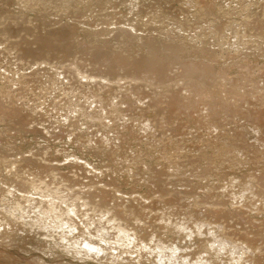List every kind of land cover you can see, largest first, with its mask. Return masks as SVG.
<instances>
[{"label": "rangeland", "instance_id": "1", "mask_svg": "<svg viewBox=\"0 0 264 264\" xmlns=\"http://www.w3.org/2000/svg\"><path fill=\"white\" fill-rule=\"evenodd\" d=\"M36 1V2H35ZM57 1V2H56ZM70 2L68 3V0H4L0 1V139L4 142H0V178L5 180V181H0V214H6L4 213L6 210L2 204H14L15 201H17V194L22 196L23 199V204L26 207V204L32 207H27L29 208V215L28 217L31 219V221L37 222V216L42 217L43 223L41 221L37 222L36 226V231L38 234L43 235L39 236L37 235V238L44 239L46 238L45 235H49L50 237L54 238L55 236H61V235H69L70 237L78 239L77 241L82 242L85 239V234L87 233H93V237L97 240L95 242L97 245L98 243L102 241L101 240L105 237L103 232L101 230H98L97 228H94L96 230H92L90 226H94V223L97 222V220L104 219L106 220L105 214L107 213L108 210L111 212L116 206H118V210L124 209L127 214H129L132 218L128 219L126 215H124V218L128 219L129 222L132 224H139L140 226H143V228L147 229V231H152L157 229L159 231V225L160 228L162 227L161 225L165 226V220H162L163 218H168L172 219L171 224L169 226L173 227L175 224L180 225L184 220H186L185 217L191 218L192 222L190 223H196L199 220V224H201L202 220L203 222H212L216 223V220L214 218H211L212 216L209 214L212 209L216 208H226V210H233L235 206V210L237 208H242L243 207V202L244 199H240L242 197V186L238 183V180H242L241 177L245 176V173L248 174L249 171L251 170L254 172V165L257 162H260L261 167L263 169L260 170L259 173L264 172V130L260 129L263 127V122L264 121H258L264 120V73L261 72L264 70V37L261 38L264 33L261 35L255 34L256 30L260 31L259 29L254 30L256 27L255 24L250 23L253 20L254 17L256 16L257 18H262V21H264V12L262 14L260 13L261 11H264V6H262L264 3L262 0H252L250 1L251 11L250 10V5H249V0H69ZM82 3L80 4V2ZM96 1V3H94ZM115 1V2H114ZM132 1H135L132 5ZM146 1V2H145ZM160 1V2H159ZM202 3H200V2ZM204 1L207 2L204 4ZM210 1V2H209ZM215 1V2H214ZM236 1V2H235ZM247 3H246V2ZM3 2V3H2ZM7 2V3H6ZM38 2H41L40 5ZM47 2V3H46ZM53 2H55L53 4ZM72 2L74 4L72 5ZM102 2V3H100ZM106 2V3H105ZM123 2V3H122ZM126 2V4H125ZM131 2V3H130ZM141 2V4H140ZM166 2V3H165ZM168 2V3H167ZM176 2V3H174ZM178 2V3H177ZM182 5H181V3ZM199 2V3H198ZM209 2V3H208ZM222 2V3H221ZM229 2V3H228ZM234 2V3H233ZM242 2L244 3L242 5ZM254 2L255 3L254 5ZM260 2L262 3L260 5ZM20 3V5H19ZM29 3H33L32 5ZM38 5H37V4ZM57 3L60 4L61 6L58 5ZM93 3V4H92ZM104 3V4H103ZM116 5H115V4ZM125 6H121V4ZM145 5H144V4ZM150 3V4H148ZM174 3V4H173ZM180 3V4H179ZM188 3V5H187ZM226 3V4H225ZM233 3V7H231ZM241 3L240 5H238ZM8 4V5H7ZM22 4V5H21ZM36 4V5H34ZM62 4L65 6L63 7ZM70 4V5H69ZM75 4H77L75 6ZM95 4V5H94ZM98 4V5H97ZM140 4V5H139ZM143 4V5H142ZM148 4V5H147ZM158 4V5H157ZM168 4H170L168 6ZM173 4V5H171ZM194 4V6H193ZM203 4V5H202ZM212 4V5H209ZM214 4L219 10L215 9ZM221 4V5H220ZM11 5V6H10ZM30 5V6H28ZM53 7H52V6ZM89 5V6H88ZM92 5V7H91ZM97 5V6H96ZM111 5V6H110ZM114 5V6H113ZM127 5V6H126ZM152 5L154 6L153 9ZM156 5V6H155ZM161 5V6H160ZM185 5V6H184ZM190 5V6H189ZM205 5V6H204ZM208 5V6H207ZM222 7H220V6ZM223 5V6H222ZM246 5V8H245ZM249 5V6H247ZM258 5L262 7H257ZM3 6V7H2ZM7 6V7H6ZM10 6V7H9ZM22 6V8H21ZM40 6V7H38ZM46 6V7H45ZM69 6V7H68ZM72 6V7H71ZM79 9H78V7ZM105 6V7H104ZM110 6V7H109ZM139 6V7H137ZM143 6V7H142ZM150 6V8H149ZM160 6V7H159ZM172 6V7H171ZM182 6V8H181ZM197 6V8H196ZM200 6V7H199ZM210 6H212V10L215 9V11H210L208 9H211ZM219 6V7H218ZM235 6V7H234ZM240 6V7H239ZM38 7V8H37ZM63 7V8H62ZM77 7V8H74ZM90 7V8H89ZM112 7V8H111ZM115 7V8H114ZM117 7V8H116ZM149 9H148V8ZM162 7L164 10H162ZM166 7V8H165ZM180 7V8H179ZM195 8V10L193 8ZM199 7V8H198ZM204 9H203V8ZM230 7V8H229ZM239 7V9H238ZM241 7L243 9H241ZM258 12L256 13V8ZM21 8V9H20ZM27 8V9H26ZM29 8V9H28ZM32 8V9H31ZM35 8V10H34ZM41 8V9H40ZM43 8V9H42ZM57 8V9H56ZM93 8V10H92ZM95 8V9H94ZM172 8V9H171ZM185 8V9H184ZM189 8V9H187ZM231 10H229V9ZM237 8V10H236ZM247 11H244L245 9ZM249 8V9H248ZM255 8V10H252ZM3 9V11H2ZM7 9H9L7 11ZM15 11H14V10ZM18 9V10H17ZM23 9V11H22ZM26 9V10H25ZM38 9V10H37ZM60 11H59V10ZM62 9H66L63 10ZM72 9L73 12H71ZM78 9V10H76ZM112 9V10H111ZM137 9V10H136ZM141 9V11H138ZM147 9V10H146ZM153 9V10H151ZM157 9V10H156ZM182 9V10H181ZM208 11H207V10ZM220 9H224L223 12ZM56 10V11H55ZM68 10V12H67ZM109 10V11H108ZM146 10V12H145ZM172 10V11H171ZM186 10V11H185ZM189 10V11H187ZM198 10V11H197ZM204 10V11H202ZM227 10V13H225ZM233 10V11H232ZM241 10V11H240ZM260 10V11H259ZM2 11V12H1ZM13 11V12H12ZM27 11V12H26ZM33 11V12H32ZM37 11V12H36ZM55 11V12H54ZM59 11V12H57ZM76 11L78 14H76ZM97 11V12H95ZM121 11V12H120ZM144 11V12H143ZM148 11V12H147ZM156 11V13H155ZM162 14H160V12ZM178 11V12H177ZM180 11V13H179ZM204 13L203 15L201 12ZM207 11V12H205ZM210 11V12H209ZM218 11V13H217ZM235 11V13H234ZM238 11V15H237ZM4 12V13H3ZM8 12V13H7ZM10 12V13H9ZM45 12V13H44ZM50 12V15L48 14ZM54 15H53V13ZM62 17H61V13ZM66 12V15L63 13ZM70 12V16L68 13ZM100 12V13H99ZM213 12V14H211ZM240 12V13H239ZM244 12V13H243ZM254 12V13H252ZM34 13V14H33ZM38 13V14H36ZM43 13V14H42ZM47 13V14H46ZM74 13V14H73ZM84 15H83V14ZM96 13V14H95ZM112 14L110 16V14ZM146 13V14H145ZM150 13V15H149ZM186 13L187 15H183ZM206 13V16H205ZM209 13V14H208ZM220 13V14H219ZM234 13V14H233ZM261 14L262 16L258 15ZM10 14V15H8ZM40 14V15H39ZM52 14V15H51ZM87 14V15H86ZM120 14V15H119ZM128 14V15H127ZM144 14V15H141ZM154 14V15H153ZM199 17H197L198 15ZM201 14V16H200ZM244 14V15H243ZM254 14V17L253 15ZM257 14V15H256ZM47 15V16H46ZM65 15V16H64ZM104 15V16H103ZM177 17H176V16ZM183 15V17H182ZM196 16V20L194 19ZM209 15V16H208ZM229 15V17H227ZM231 15V16H230ZM247 15V17H246ZM251 15V16H249ZM50 16V17H49ZM57 16V17H55ZM98 16V17H97ZM129 16V17H128ZM153 16V17H152ZM174 16V17H173ZM187 16V18H185ZM212 16V17H211ZM225 16V18H224ZM233 16V17H232ZM239 18H238V17ZM241 16V17H240ZM260 16V17H258ZM16 20H15V18ZM19 17V20H18ZM24 17V18H23ZM40 17V18H39ZM70 17V18H69ZM89 17V18H88ZM96 17V18H94ZM139 17V18H137ZM161 17V18H160ZM203 20H201L200 19ZM204 17H206L204 19ZM209 17V18H208ZM215 18V20L213 19ZM235 17V18H234ZM244 17V18H243ZM249 17V18H248ZM253 17V19H251ZM7 18V20H6ZM14 18V19H13ZM22 18V19H21ZM26 18V19H25ZM56 18V19H54ZM68 18V19H67ZM119 18V19H118ZM130 18V19H129ZM147 18V19H146ZM160 18V19H158ZM165 18V19H164ZM183 18V19H181ZM208 18V19H207ZM228 18V20L226 19ZM243 18V19H242ZM33 19V20H31ZM42 19V20H41ZM70 19V20H69ZM83 19V20H82ZM102 19V20H101ZM119 21H118V20ZM162 19V20H161ZM178 22H176L177 20ZM180 19V21H179ZM194 19V20H193ZM225 19V20H223ZM242 19V20H241ZM246 19V21L244 20ZM250 19V20H249ZM256 19V18H255ZM27 20V21H25ZM40 20V21H39ZM47 20V21H46ZM55 20V21H54ZM85 20V21H84ZM88 20V21H87ZM96 20V21H95ZM109 20V21H107ZM124 20V22H123ZM144 20V22H142ZM152 20V21H151ZM158 20V22H156ZM185 20V21H184ZM187 20V21H186ZM204 24H200V22ZM207 20V21H205ZM221 20L222 22L225 21L222 25V22L219 21ZM230 20V22H228ZM249 20V21H247ZM257 20V19H256ZM17 21V22H14ZM22 21V22H21ZM41 23H39V22ZM52 21V22H51ZM62 23H61V22ZM70 21V22H69ZM74 23L73 25L76 26L74 27L71 24ZM105 21V22H104ZM136 21V22H135ZM170 21V22H168ZM244 21V22H241ZM20 24H19V23ZM24 22V23H23ZM37 22V23H36ZM49 22V23H48ZM51 22V23H50ZM103 22V23H101ZM107 22V24H106ZM111 24H110V23ZM117 22V23H116ZM123 22V23H122ZM150 22V23H149ZM172 22V23H171ZM187 22V23H186ZM193 22V23H191ZM196 22V23H195ZM217 22V23H216ZM219 22V23H218ZM221 22V23H220ZM228 22V23H226ZM234 22V23H232ZM238 22V23H237ZM240 22V23H239ZM5 23V24H4ZM15 25L14 27H11V25L8 26V24ZM23 23V24H22ZM34 23V24H32ZM40 25H39V24ZM47 23V24H45ZM78 23V24H77ZM86 23V24H85ZM105 23V24H104ZM113 23V24H112ZM143 26H142V24ZM155 23V24H154ZM175 23V24H174ZM185 23V24H184ZM209 23H211L209 25ZM216 23V25H215ZM230 23V29L229 27ZM243 23L244 25L241 24ZM28 24V25H27ZM36 24V25H35ZM50 24V25H49ZM52 24V25H51ZM59 24V25H58ZM70 24V25H69ZM77 24V25H76ZM85 24V25H84ZM120 24V25H119ZM177 24V25H176ZM200 24V26L198 25ZM220 28H219V25ZM226 24V25H225ZM236 27L234 29V26ZM237 24V25H236ZM7 27H6V26ZM18 25V29L17 26ZM25 25V26H23ZM31 25V27H30ZM38 25V26H37ZM84 27H83V26ZM94 25V26H93ZM140 25L141 27H138ZM150 25V27H149ZM185 25V26H183ZM187 25H189V28L192 25V28H188ZM194 25V26H193ZM203 25V26H202ZM228 27H225V26ZM255 25V26H254ZM264 25V22H263ZM37 26V27H35ZM40 26V29H39ZM43 26V27H42ZM46 26V27H45ZM53 26V27H52ZM56 26V27H55ZM65 26V27H64ZM70 26V27H69ZM72 26V27H71ZM81 26V27H80ZM172 26V27H171ZM205 26V28H204ZM209 26V27H208ZM212 26V28H211ZM215 26V28H214ZM218 26V27H217ZM224 26V28H223ZM232 26V27H231ZM243 26V27H242ZM11 27V28H9ZM34 27V28H33ZM58 27V28H57ZM61 27V29H60ZM64 27V28H63ZM83 27V28H82ZM90 27V28H89ZM95 27V28H94ZM100 27V28H99ZM138 27V28H137ZM168 27V28H167ZM185 27V28H183ZM204 29H203V28ZM217 27V28H216ZM239 27V28H238ZM248 27V28H247ZM255 27V28H254ZM7 28V29H6ZM31 28V29H30ZM55 28V29H54ZM73 28V30L71 29ZM79 28V29H78ZM87 28V29H86ZM102 28V29H101ZM110 28V29H109ZM153 28V29H152ZM210 28V29H209ZM222 28V29H221ZM233 28V29H232ZM245 28V30H244ZM250 31L248 35H246L248 30ZM252 28V29H250ZM254 28V29H253ZM263 28V27H262ZM2 29V30H1ZM6 29V30H5ZM30 32H28L29 30ZM42 29V30H41ZM58 29V31H57ZM65 29V30H64ZM77 29V30H76ZM99 29V30H98ZM101 29V30H100ZM130 29V30H128ZM170 29V30H169ZM174 29V32L173 30ZM194 29V30H193ZM208 29V30H207ZM219 29L220 32H218ZM238 29V30H237ZM241 29V32H240ZM264 29V28H263ZM262 29V30H263ZM21 30V31H20ZM23 30V31H22ZM25 30V31H24ZM35 30V31H34ZM38 30V31H37ZM44 30V31H43ZM67 30V31H66ZM72 30V32H71ZM75 30V31H74ZM90 30V31H89ZM98 30V31H97ZM111 30V31H110ZM136 32H135V31ZM169 30V31H168ZM180 30V31H178ZM184 30V31H183ZM189 30V32L187 31ZM216 30V31H214ZM225 30L224 32H222ZM227 30V32H226ZM233 30V31H232ZM252 30V31H251ZM27 31V32H26ZM64 31V32H63ZM67 33H66V32ZM73 33L71 35V33ZM87 31V32H86ZM101 31V32H100ZM130 31V33H129ZM146 34H144V32ZM201 34H197V32ZM210 31V32H208ZM212 31V32H211ZM214 31V32H213ZM246 31V34H245ZM254 31V32H253ZM264 31V30H263ZM262 31V32H263ZM26 32V33H25ZM37 32V33H36ZM59 32V33H58ZM60 32L63 34L65 33L66 36L68 34V40L67 43L66 41L64 42L61 40L59 37H53L55 35L60 34ZM105 32V33H104ZM107 32V33H106ZM121 32V33H120ZM180 32V33H179ZM232 32L234 34L232 35ZM239 32V33H238ZM25 33V34H24ZM55 33V34H54ZM76 33V34H74ZM90 33V34H89ZM103 33V34H101ZM109 33V34H108ZM116 33V34H114ZM133 33V34H132ZM188 33V34H187ZM196 33V34H195ZM218 37H216L217 35ZM228 36V38L225 36ZM226 33V34H225ZM255 34V35H252ZM261 33V31H260ZM259 33V34H260ZM24 34V35H23ZM28 34V35H27ZM36 34V35H35ZM38 34V35H37ZM40 34V37H39ZM50 34V35H49ZM64 34V35H65ZM70 34V35H69ZM93 34V35H92ZM96 34V36L94 35ZM101 34V35H100ZM150 34V35H149ZM183 34V35H182ZM205 34H209L208 36ZM214 34L212 37L211 35ZM230 34V35H229ZM26 35V36H25ZM31 35V36H30ZM74 35V36H73ZM87 35V36H85ZM90 35L91 38H90ZM124 35V36H123ZM135 35V36H134ZM147 35V36H146ZM153 35V36H152ZM198 37H197V36ZM222 35V37L220 36ZM236 35V37H234ZM242 35V36H241ZM246 35V36H245ZM33 36V37H32ZM36 36V37H35ZM44 36V37H43ZM60 36V35H59ZM70 36H73L70 38ZM77 36V38H76ZM100 36V37H99ZM116 36V37H115ZM130 36V37H129ZM132 36V37H131ZM146 36V37H145ZM172 36V37H171ZM174 36V38H173ZM176 36V37H175ZM182 36V37H181ZM247 36H253L251 39L250 37ZM46 37V38H45ZM52 38L53 37V44L54 45H59V47L63 46L65 49V45L67 44V48L65 49L70 53H67L68 55H65L64 53H61L59 50L56 52V46L54 47H49L47 49H42L43 47V41L47 38ZM98 37V38H97ZM107 37V38H106ZM129 37V38H127ZM135 37V38H134ZM151 37L153 39H151ZM165 37V38H164ZM190 40H189V38ZM195 37V38H194ZM197 37V38H196ZM206 37V38H205ZM231 37V38H230ZM243 37H247L246 39ZM257 37V38H256ZM8 38V39H7ZM37 40H36V39ZM42 38V39H41ZM44 38V39H43ZM76 38V39H75ZM88 38V39H87ZM109 38V39H108ZM111 38V39H110ZM117 38V39H116ZM132 38V39H131ZM149 38V39H148ZM155 38V39H154ZM172 38V39H171ZM204 38V39H203ZM208 38V41H207ZM209 38L211 40H209ZM224 38V40H223ZM230 38V40H229ZM243 38V39H240ZM261 38V40L259 39ZM4 39V40H3ZM24 39V40H23ZM27 39V40H26ZM40 39V40H39ZM74 41H73V40ZM91 39V40H90ZM95 39V42L92 41ZM109 41H108V40ZM158 39V40H157ZM159 39L162 43H171L169 40L172 41V46L175 48L171 52H165L158 51L157 49L153 50L154 48H151L149 45L150 43H156L159 42ZM163 39V40H162ZM192 39V40H191ZM195 39V40H194ZM198 39V40H197ZM201 39V40H200ZM206 39V40H205ZM214 39V40H212ZM249 41H248V40ZM254 39V40H253ZM259 39V40H257ZM26 42L24 43L23 41ZM59 40V41H58ZM100 40V41H99ZM107 40V41H106ZM149 40V41H148ZM156 40V41H155ZM188 40V41H187ZM205 40V41H204ZM251 40V41H250ZM21 41V42H20ZM40 41V42H39ZM55 41V42H54ZM61 41V42H60ZM63 41V42H62ZM70 41V43L68 42ZM147 41V43H146ZM164 41V42H162ZM175 44H174V42ZM183 41V44H182ZM194 41V42H193ZM197 41V43H196ZM200 41V42H199ZM208 42L209 44L204 45L202 42ZM215 41V43H214ZM227 41L229 42H234V43H226ZM236 41V42H235ZM254 41V43H252ZM260 43H258V42ZM19 42V43H18ZM32 43L30 45V43ZM39 42V43H38ZM45 42V41H44ZM91 42V43H90ZM104 42V43H103ZM115 42V43H114ZM140 42V43H139ZM178 42V44H177ZM185 42V43H184ZM190 42V43H189ZM219 42V43H218ZM247 42V43H246ZM10 43V44H9ZM12 43L14 44L12 46ZM21 43V44H20ZM23 43V44H22ZM42 43V44H41ZM65 43V44H64ZM69 43V44H68ZM72 43V44H71ZM89 43V44H88ZM95 43V44H94ZM218 43V44H217ZM224 43V44H223ZM238 43V44H236ZM240 43V45H239ZM251 43V44H249ZM262 43V44H261ZM5 44V45H4ZM148 44V45H147ZM156 44H160L156 43ZM174 44V45H173ZM180 44V46H179ZM182 44V47H181ZM191 44V45H190ZM236 44V45H235ZM22 45V47L20 46ZM28 45V46H27ZM38 45H40L38 47ZM70 46V48L68 47ZM79 45H82L79 47ZM139 45L140 47H138ZM146 45V46H145ZM177 45V46H176ZM185 46V48L183 47ZM196 45V46H195ZM198 45V46H197ZM211 45V46H210ZM213 45V46H212ZM219 45V48L217 47ZM234 45V46H233ZM245 45V46H244ZM250 45V46H249ZM254 45V46H252ZM260 45V46H259ZM27 46V47H26ZM35 46V47H33ZM99 46V47H98ZM112 46V47H111ZM121 46L123 49H121ZM126 46V47H125ZM145 48H144V47ZM151 48L152 52L150 49ZM202 46V47H200ZM210 46V47H207ZM215 46V47H214ZM223 49H221V47ZM229 46V47H228ZM230 46L232 48H230ZM247 46L251 47L248 48ZM257 46L261 51L258 53L259 49L256 48ZM9 47V48H8ZM20 47V49H19ZM25 49H24V48ZM38 47V48H37ZM73 47V48H72ZM93 47V48H92ZM111 47V48H110ZM117 47V48H116ZM138 49H137V48ZM177 47L179 49L177 50ZM188 47V48H187ZM200 47V48H199ZM214 47V48H213ZM235 47V49H234ZM247 48V51L246 49ZM255 47V48H254ZM262 47V48H261ZM13 48V49H12ZM28 48H31L30 50ZM37 48V49H36ZM95 48V49H94ZM98 48V49H97ZM110 48V49H109ZM126 49L127 52H126ZM135 48V49H134ZM183 48V49H181ZM198 48V49H197ZM205 51H204V49ZM212 49L214 50L211 52L210 50L207 49ZM238 48V49H237ZM22 49V50H21ZM38 51H36V50ZM41 49V50H40ZM80 49V51H79ZM91 49V50H90ZM100 49V50H99ZM107 49V50H103ZM121 49V50H119ZM148 49V50H146ZM193 49V51H192ZM195 49V50H194ZM197 49V50H196ZM217 51H216V50ZM218 49H220L218 51ZM233 49V50H232ZM253 49V50H252ZM257 49V50H256ZM263 49V50H262ZM43 50V51H42ZM47 50V51H46ZM51 50V52H50ZM54 50V53H52ZM90 50V51H89ZM109 50V51H108ZM186 50V52H185ZM200 50L204 51V54L206 51H209L210 53H214L215 61L214 62V57L208 55H204L203 53L200 52ZM225 50V52H223ZM232 50V51H231ZM238 50V51H237ZM242 50V51H241ZM3 51V52H2ZM25 51V52H23ZM29 51V52H27ZM33 51V52H32ZM35 51V52H34ZM42 51V53L40 52ZM51 55H50V53ZM84 51V52H83ZM145 51V52H144ZM156 51V53L154 52ZM174 51V52H173ZM183 51V52H182ZM196 51V52H195ZM199 51V53H198ZM229 51V52H228ZM235 51V52H234ZM237 51V53H236ZM241 53H240V52ZM245 51V52H244ZM251 51V52H250ZM8 52V53H7ZM27 52V54H26ZM34 53L31 54L30 53ZM39 52L42 54L40 55ZM45 52V54H43ZM57 54H56V53ZM73 52V53H72ZM93 52V53H92ZM105 52V53H104ZM116 52V53H115ZM122 52V53H118ZM134 52V53H133ZM136 52V53H135ZM161 52V54L159 53ZM162 52L164 54H162ZM178 52V53H176ZM180 52V53H179ZM217 52V53H215ZM248 52V53H247ZM5 53V55H4ZM17 53V54H16ZM23 53V54H22ZM49 53V54H46ZM89 53V54H88ZM101 53V54H100ZM110 53V54H109ZM118 53V58L120 65L117 63V60H115V57H117ZM129 53V55H125ZM142 53V54H141ZM147 53V54H146ZM149 53V54H148ZM151 53V54H150ZM159 53V54H158ZM168 53V54H166ZM177 56L178 54L181 56L179 58V55L176 57L174 54ZM182 53V54H181ZM184 53V54H183ZM230 53V54H229ZM240 57H239V55ZM259 55H258V54ZM26 54V55H25ZM39 54V56H38ZM55 54V55H53ZM63 56H62V55ZM91 54V55H90ZM97 54V56H96ZM106 54V55H105ZM121 54V55H120ZM145 54V55H144ZM157 56H154V55ZM169 56V57H167ZM191 54V55H190ZM211 54V55H212ZM217 54V55H216ZM220 54V56H219ZM228 54V56H226ZM235 54V55H233ZM252 54V55H251ZM19 55H25L23 57ZM30 57H28V56ZM48 57H47V56ZM50 55V56H49ZM57 55V56H56ZM58 55H61L58 57ZM83 55V56H82ZM104 55V56H102ZM111 55H116V56H111ZM125 55V56H123ZM131 55V56H130ZM142 55V57L140 56ZM148 55V56H146ZM161 57H159V56ZM194 55V57H193ZM222 55V56H221ZM254 55V56H253ZM7 56V57H6ZM38 56V57H37ZM43 56V57H42ZM85 56V57H84ZM120 56V57H119ZM128 56V57H126ZM140 56V57H139ZM145 56V57H144ZM174 56V57H173ZM183 56V57H182ZM218 56V57H216ZM231 56V57H229ZM252 56V57H251ZM258 56V57H257ZM27 57L28 59H25ZM33 57V58H32ZM47 57V58H46ZM52 57L53 61L50 59ZM58 57V59L56 58ZM64 59V60H62ZM75 57V58H73ZM94 57V58H93ZM102 57V58H101ZM124 57V58H122ZM131 57V58H130ZM139 57V58H138ZM147 57L150 61L147 60ZM158 57L160 61H158ZM191 57V58H190ZM208 59H206V58ZM209 57V58H208ZM211 57V58H210ZM248 57V58H247ZM262 57V58H261ZM49 58V59H48ZM68 60H66V59ZM73 58V59H72ZM77 58V59H76ZM126 58H128L126 60ZM133 58V59H132ZM146 58V59H145ZM154 58V59H153ZM156 58V62L160 64L159 67L155 68L157 65L154 64ZM169 58V59H168ZM174 58V59H173ZM189 58V59H188ZM196 58V59H195ZM232 58H234L232 60ZM239 58V59H238ZM242 58V59H240ZM256 58V59H254ZM258 58V59H257ZM260 58V59H259ZM37 59V60H36ZM46 59V60H45ZM55 59V60H54ZM75 59L77 61H75ZM96 59V60H95ZM124 62H123V60ZM140 59V60H138ZM178 59V60H175ZM180 59V60H179ZM185 59V61H184ZM199 59V60H198ZM202 59V61L200 60ZM206 59V60H205ZM212 59V62L210 61ZM230 61H229V60ZM39 60V61H38ZM49 60V61H48ZM74 60V61H73ZM90 60V61H89ZM115 60V61H114ZM133 60V61H132ZM145 60L147 62H145ZM152 60V63H151ZM193 60V61H192ZM237 60V61H236ZM259 60V61H258ZM27 61V62H26ZM42 61V62H41ZM62 63H61V62ZM71 63H70V62ZM90 63H88V62ZM95 61V62H94ZM136 63H135V62ZM141 61V62H140ZM189 61V62H188ZM192 61V62H191ZM204 61V62H203ZM209 63L206 64L205 63ZM210 61V62H208ZM219 63H218V62ZM233 61V62H231ZM236 61V62H235ZM38 62V63H37ZM69 62V63H68ZM75 62V63H74ZM112 62V63H109ZM134 62V65H132ZM139 62V63H137ZM153 65L152 67L156 69V71L148 64ZM176 62V64H175ZM178 62V63H177ZM195 62V63H194ZM205 63V65H209V67H205L204 64L200 63ZM229 62V63H228ZM238 62V63H237ZM45 65H44V64ZM77 63V65H76ZM79 63V64H78ZM82 63V64H81ZM88 63V64H86ZM107 63V64H105ZM117 63V64H116ZM121 63L124 64V67L121 65ZM163 65H162V64ZM168 63V64H167ZM174 63V64H173ZM187 63V64H186ZM213 63H216V65ZM237 63V64H236ZM22 64V65H21ZM25 64V65H24ZM71 65V67L69 66ZM99 64V65H98ZM113 64V65H112ZM138 69H136V65ZM145 64V65H144ZM147 64V65H146ZM181 64V65H180ZM248 64V65H247ZM35 65V66H34ZM60 65V66H59ZM63 65V66H62ZM74 65V66H73ZM84 65V67H83ZM91 65V66H89ZM103 65V66H102ZM112 68H110L109 67ZM118 65V66H117ZM144 65V66H142ZM162 65V66H161ZM177 65V66H176ZM189 65V66H188ZM192 65V66H191ZM194 65V66H193ZM198 65V66H197ZM227 67H226V66ZM234 65V66H232ZM240 65V66H239ZM251 67H250V66ZM257 65V66H256ZM79 66V67H78ZM93 66V67H92ZM97 66V67H96ZM115 66V67H114ZM117 66V67H116ZM121 66V67H120ZM149 69H145L146 67ZM197 68H196V67ZM200 66V67H199ZM211 66L213 68H211ZM222 66V67H221ZM247 66V67H246ZM19 67V68H18ZM24 67V68H23ZM27 67V68H26ZM55 67V68H54ZM58 67V68H57ZM70 69H69V68ZM75 67V68H74ZM82 67V68H81ZM100 67V68H99ZM104 69H103V68ZM127 67V68H126ZM162 67L163 71H159L158 68ZM193 67V68H192ZM205 67V68H203ZM220 67V68H219ZM225 67V68H224ZM244 67V68H243ZM260 67V68H259ZM14 68V69H13ZM26 68V69H25ZM87 68V69H86ZM95 68V69H94ZM108 68V69H107ZM122 68V69H121ZM129 68V69H128ZM142 70H141V69ZM165 68V69H164ZM170 68V69H169ZM173 68V70H172ZM178 68V69H177ZM187 68V70H186ZM191 68L193 69L192 71ZM203 68V69H202ZM211 69V71L209 70ZM230 68V69H229ZM243 68V69H242ZM259 68V69H258ZM22 69V70H21ZM36 69V70H35ZM79 69V70H77ZM100 69V70H98ZM111 69V70H110ZM118 69V70H117ZM122 71H121V70ZM124 69V70H123ZM184 69V70H183ZM201 69V70H200ZM207 69L209 72H207ZM229 69V70H228ZM246 69V70H245ZM252 69V70H249ZM2 70V71H1ZM14 70V71H13ZM66 70V71H65ZM72 70V72H71ZM77 70V71H75ZM84 70V71H83ZM102 70V71H101ZM107 70V71H106ZM148 70V71H147ZM150 70V71H149ZM154 70V71H153ZM182 70V71H181ZM197 70V71H196ZM206 70V71H205ZM218 70V71H217ZM227 70V71H226ZM231 70V71H230ZM19 71V72H17ZM41 71V72H40ZM94 71V72H93ZM110 71V72H109ZM114 71V72H113ZM118 71V72H117ZM134 71H137L136 73ZM138 71L140 73H138ZM153 71V72H152ZM160 73H159V72ZM223 71V72H222ZM230 71V72H228ZM244 71V72H243ZM252 73H250V72ZM4 72V73H3ZM13 75H10V73ZM48 72V73H47ZM66 72V74H65ZM69 72V74L67 73ZM78 72H82L81 74ZM85 72V73H84ZM87 72V73H86ZM96 72V73H95ZM98 72V73H97ZM107 72V73H106ZM117 72V73H116ZM157 72L160 76V78L157 75ZM181 72V73H179ZM212 72V73H210ZM238 72V73H237ZM243 72V73H242ZM247 72V74H246ZM3 73V74H2ZM57 75H56V74ZM73 73V74H72ZM76 73V74H75ZM106 73V74H105ZM120 73L119 75H117ZM129 73V74H128ZM157 75H155V74ZM162 73V74H161ZM173 73H175L173 75ZM202 73V74H201ZM209 73V74H208ZM228 73V74H227ZM250 73V74H249ZM262 73V75L260 74ZM25 74V75H24ZM78 74V75H77ZM80 74V75H79ZM83 74V76H82ZM97 74V75H96ZM103 74V75H102ZM112 74V75H111ZM125 74V75H124ZM131 74V75H130ZM163 74L165 76H163ZM177 74V75H176ZM228 76H227V75ZM17 75V76H16ZM53 75V77H52ZM75 75V77H74ZM117 75V76H116ZM142 75V76H141ZM155 75V76H153ZM162 75V77H161ZM173 75V76H172ZM206 75V77H205ZM210 75V76H208ZM213 75V76H212ZM232 75V76H231ZM243 75V76H242ZM253 75V76H252ZM259 75V76H258ZM35 76V77H34ZM57 76V77H56ZM60 76V77H59ZM78 77V79L76 78ZM81 76V78H80ZM103 76V77H102ZM151 76V78H149ZM169 76V77H168ZM210 79H208V77ZM212 76V78H211ZM227 76V79L225 77ZM239 76V77H238ZM245 76V77H244ZM252 76V78H251ZM16 77V78H15ZM56 77V79H55ZM68 77V78H67ZM84 77V78H83ZM109 77V78H108ZM121 77V78H120ZM176 77V78H175ZM180 77V78H179ZM241 77V78H240ZM262 77V79H260ZM11 78V79H10ZM21 78V79H20ZM91 78V79H90ZM94 78V79H93ZM143 78V79H142ZM164 78V79H163ZM170 78V79H169ZM179 78V79H178ZM237 81H235L236 79ZM16 79V80H14ZM31 79V80H30ZM77 79V80H76ZM103 79V80H102ZM123 79V80H122ZM161 79V80H160ZM181 79V80H180ZM205 79V80H203ZM208 79V80H207ZM215 79V80H214ZM224 79V80H223ZM245 79V80H244ZM83 80V81H82ZM88 80V81H87ZM158 80V81H157ZM164 80V81H163ZM177 80V81H176ZM221 80V81H220ZM263 80V81H261ZM35 81V82H34ZM106 81V83H105ZM122 81V82H121ZM152 81V82H151ZM157 81V82H156ZM166 81V82H165ZM180 81V83H179ZM211 81V82H210ZM223 81V82H222ZM230 81V82H229ZM7 82V83H6ZM54 82V83H53ZM93 82V83H92ZM121 82V83H119ZM144 82V83H143ZM147 82V83H146ZM159 82V83H158ZM222 82V83H221ZM225 82V83H224ZM239 82V83H238ZM256 82V83H255ZM115 83V84H114ZM210 83V84H209ZM242 83V84H241ZM250 83V84H249ZM134 84V85H133ZM187 84V85H186ZM220 84V85H218ZM223 84V85H221ZM248 85V87H247ZM250 85V86H249ZM262 85V86H261ZM158 86V87H157ZM173 86V87H172ZM221 86V87H220ZM225 86V87H224ZM61 87V88H60ZM143 87V88H141ZM177 87V88H176ZM188 87V88H187ZM191 87V88H190ZM212 87V88H211ZM75 88V89H74ZM126 88V90H125ZM147 88V89H146ZM170 88V89H169ZM181 88V89H180ZM220 88V89H219ZM224 88V89H223ZM240 88V89H239ZM259 88V89H258ZM84 89V90H83ZM135 89V90H134ZM139 89V90H138ZM149 89V90H148ZM173 89V90H172ZM175 89V90H174ZM178 89V90H177ZM217 89V90H216ZM227 89V91H226ZM249 89V90H248ZM33 90V91H32ZM80 90V91H79ZM193 90V91H191ZM235 90V91H234ZM240 90V91H239ZM244 90V91H243ZM259 90V91H258ZM98 91V92H97ZM123 91V92H122ZM127 91V92H126ZM214 91V93H213ZM224 91V93H223ZM237 91V92H236ZM242 91V92H241ZM91 92V93H90ZM141 94L144 93V94ZM175 92V93H174ZM240 92V93H239ZM61 93V94H60ZM129 93V94H127ZM133 93V94H132ZM138 93V94H137ZM162 93V94H161ZM169 93V94H168ZM252 93V94H251ZM255 93V94H254ZM40 94V95H39ZM92 94V95H91ZM147 94V95H146ZM191 94V98L190 97ZM234 94V95H233ZM138 95V96H137ZM146 95V96H144ZM168 95V96H167ZM188 95V96H187ZM214 95V96H213ZM238 95V97H237ZM31 96V97H30ZM53 96V97H52ZM80 96V97H79ZM184 96V99H183ZM207 96V97H206ZM218 96V97H217ZM246 96V97H245ZM257 96V97H256ZM261 96V97H259ZM42 97V98H41ZM117 97V98H116ZM142 97V98H141ZM169 97V99H168ZM203 97L205 99H203ZM225 97V98H224ZM228 99H227V98ZM235 97V98H234ZM259 97V98H258ZM140 98V99H139ZM158 98V99H156ZM182 98V99H181ZM186 98V101H185ZM233 98V99H232ZM253 98V99H252ZM181 99V100H179ZM207 99V100H206ZM244 99V100H243ZM257 99V100H256ZM115 100V101H114ZM153 100V101H152ZM232 100V101H231ZM260 100V101H259ZM16 101V102H15ZM66 101V102H65ZM121 101V102H120ZM166 101L168 102L166 105ZM183 101V102H182ZM186 103H185V102ZM206 101V103H205ZM247 101V102H246ZM249 101V102H248ZM256 101V102H255ZM50 102V103H49ZM114 104H113V103ZM194 102V103H193ZM209 102V103H208ZM122 103V104H121ZM230 103V104H229ZM245 103L247 106H245ZM253 103V104H252ZM74 104V105H73ZM120 104V105H119ZM154 104V105H152ZM161 104V105H160ZM174 104V105H173ZM192 104V106H191ZM240 104V105H239ZM252 104V105H251ZM13 105V106H12ZM51 105V106H50ZM206 105V106H205ZM231 105V106H230ZM234 105V106H233ZM251 105V106H250ZM125 106V107H124ZM191 106V107H190ZM227 106V107H226ZM239 106V107H238ZM130 107V108H129ZM164 107V108H163ZM166 107V108H165ZM183 107V108H182ZM208 107V108H207ZM230 107V108H229ZM241 107V108H240ZM251 109H249V108ZM255 107V108H254ZM58 108V109H57ZM73 108V109H72ZM125 108V109H124ZM164 110H163V109ZM193 108V109H192ZM227 108V109H226ZM169 109V110H168ZM173 112L172 109H174V112L171 114L170 111ZM238 109V110H237ZM254 109V110H253ZM51 110V112H50ZM98 110V111H97ZM148 110V111H147ZM163 110V111H162ZM257 110V111H256ZM3 111V112H2ZM181 111V112H180ZM237 111V112H236ZM256 111V112H255ZM40 112V114H39ZM138 112V113H137ZM154 112V113H153ZM178 112V113H177ZM227 112V113H226ZM253 112V115H252ZM21 113V114H20ZM56 113V114H55ZM171 116H170V114ZM207 113V115H206ZM230 113H232L230 115ZM258 113V118L257 114ZM259 113H261L259 115ZM23 114V115H22ZM26 114V115H25ZM34 114V115H33ZM39 114V115H38ZM93 114V115H92ZM154 114V115H153ZM223 114V115H222ZM248 114V115H247ZM21 115V116H20ZM26 119L24 116H27ZM43 115V116H41ZM167 115V116H166ZM214 115V116H212ZM221 115V116H220ZM243 115V116H240ZM11 116V117H10ZM32 116V117H31ZM157 116V117H156ZM174 116V117H173ZM37 117V118H36ZM40 117V118H39ZM103 117V118H102ZM160 117V118H159ZM172 117V118H171ZM182 117V118H180ZM201 117V118H200ZM204 117V118H203ZM209 117V118H208ZM219 117V119H218ZM230 117V118H229ZM243 117V118H242ZM260 117V118H259ZM27 122L24 124V119ZM28 118V121H27ZM41 118H43L41 120ZM167 118V119H166ZM176 118V119H175ZM203 118V119H202ZM221 118V119H220ZM226 118V119H225ZM229 118V119H228ZM236 118V119H235ZM257 118V119H256ZM46 119V120H45ZM113 119V120H112ZM211 119V120H210ZM256 119V120H255ZM176 120V121H175ZM220 120V121H219ZM232 120V122H231ZM24 121V122H23ZM31 121V122H30ZM40 121V122H39ZM129 121V122H128ZM215 121V122H214ZM235 121V122H233ZM256 121V122H255ZM157 122V123H156ZM205 122V123H203ZM238 122V123H237ZM104 123V124H103ZM127 123V124H126ZM131 123V124H130ZM149 123V124H148ZM151 123V124H150ZM178 123V124H176ZM183 123V124H182ZM185 123V124H184ZM203 123V124H201ZM211 123V124H209ZM252 123V124H251ZM14 124V125H13ZM25 126H24V125ZM70 124V125H69ZM100 124V125H98ZM133 124V125H132ZM137 124V125H136ZM183 126H182V125ZM189 124V125H188ZM205 124V125H204ZM207 124V125H206ZM239 124V125H237ZM245 124V125H244ZM261 124V126L259 125ZM9 125V126H8ZM112 125V126H111ZM129 125V126H128ZM145 125V126H144ZM160 127H159V126ZM177 125H180L178 127ZM199 125V126H198ZM210 125V126H209ZM224 125V126H223ZM233 125V126H232ZM248 125V126H247ZM250 125V126H249ZM259 125V126H258ZM62 126V127H61ZM87 126V127H86ZM127 126V128H126ZM134 126V127H131ZM147 126V127H146ZM158 126V128H157ZM176 126V127H173ZM218 126V127H217ZM221 126V127H219ZM223 126V127H222ZM245 126V127H244ZM142 127L144 129H142ZM209 127V128H207ZM216 127V128H215ZM235 127V128H234ZM240 127V128H239ZM251 127V128H250ZM255 127V128H254ZM78 128V129H77ZM90 128V129H89ZM167 128V129H166ZM186 128V129H185ZM238 128V129H237ZM245 128V129H244ZM253 128V129H252ZM264 128V127H263ZM26 129V130H25ZM31 131H30V130ZM60 129V130H59ZM98 129V130H97ZM105 129V130H104ZM128 129V130H127ZM134 129V130H133ZM146 129V130H145ZM181 129V130H180ZM191 129V130H190ZM216 129V130H215ZM231 129V130H230ZM17 130V131H16ZM39 130V131H37ZM41 130V131H40ZM149 130V131H148ZM163 130V131H162ZM188 130V131H186ZM206 130V132H205ZM229 130V131H228ZM246 130V131H245ZM255 130V131H254ZM258 130V132H257ZM3 131V132H2ZM7 131V132H6ZM10 131V132H9ZM35 131V132H34ZM67 131V132H65ZM133 131V133H132ZM147 131V132H146ZM183 131V132H182ZM185 131V132H184ZM223 133H222V132ZM227 131V132H225ZM231 131V132H230ZM234 131V132H233ZM239 133H235V132ZM243 131V132H242ZM27 132V133H26ZM84 132V133H82ZM104 132V133H103ZM145 134H144V133ZM219 132V134H218ZM241 132V133H240ZM109 133V134H108ZM153 133V134H152ZM162 133V134H161ZM181 133V134H180ZM193 133V134H192ZM208 133V134H206ZM235 133V134H233ZM250 133V134H249ZM254 133V136H253ZM257 133V135H256ZM260 133V135H258ZM21 134V135H19ZM55 134V135H54ZM61 135L60 137L57 136ZM159 134V135H158ZM233 134V135H231ZM240 134V135H239ZM2 135V136H1ZM101 135V136H100ZM114 137H113V136ZM116 135V136H115ZM121 135V136H119ZM133 135V136H132ZM138 135V136H137ZM177 135V136H176ZM221 135V136H219ZM251 135V136H250ZM88 136V137H87ZM98 138H97V137ZM104 136V137H103ZM150 136V137H149ZM189 136V137H188ZM206 136V137H205ZM208 136V137H207ZM259 136V137H258ZM48 137V138H47ZM64 137V138H63ZM122 137V138H121ZM127 137V138H126ZM132 137V138H131ZM137 137V138H136ZM193 139H192V138ZM204 137V138H203ZM237 137V138H236ZM256 137V138H255ZM261 137V139H260ZM56 138V139H55ZM109 138V139H108ZM121 138V139H120ZM147 140H145V139ZM177 138V139H176ZM187 138V139H186ZM196 138V139H195ZM246 138V139H244ZM258 138V139H257ZM5 139V140H3ZM33 139V140H32ZM44 139V140H43ZM59 139V140H58ZM125 139V141H124ZM140 139V140H139ZM207 139V140H206ZM209 139V140H208ZM217 141H216V140ZM219 139V140H218ZM227 139V140H226ZM245 141H244V140ZM50 140V141H48ZM99 140V141H98ZM108 140V141H107ZM110 140V141H109ZM135 140V141H134ZM158 140V141H157ZM212 140V141H211ZM261 142H258V141ZM263 140V142H262ZM27 141V142H26ZM40 141V142H39ZM48 141V142H47ZM69 141V142H68ZM97 141V142H95ZM109 143H106V142ZM114 141V142H113ZM127 141V143H126ZM145 141V142H144ZM197 141V142H196ZM216 141V143H215ZM220 141V142H219ZM223 143H222V142ZM8 142V143H7ZM95 142V143H94ZM101 142V143H100ZM111 142V143H110ZM118 142V143H117ZM122 142V144H121ZM161 142V144H160ZM167 142V143H166ZM177 142V143H176ZM218 142V143H217ZM226 142V143H225ZM97 143V144H96ZM125 143V144H124ZM149 143V144H148ZM204 146H202L203 144ZM211 143V145H210ZM214 143V144H212ZM94 144V145H93ZM112 144V145H111ZM115 144V145H114ZM152 144V145H151ZM158 144V145H157ZM180 144V145H179ZM209 144V145H208ZM223 144V145H220ZM257 144V145H256ZM262 144V145H261ZM31 145V146H30ZM43 145V146H42ZM105 145V146H104ZM160 145V146H159ZM197 145V146H195ZM213 145V147H212ZM253 145V146H252ZM3 146V147H2ZM94 146V147H93ZM112 146V147H111ZM229 146V148H228ZM262 146V147H261ZM7 147V149H6ZM198 147V148H197ZM204 149H203V148ZM209 147V148H208ZM216 147V148H215ZM3 148V149H2ZM64 148V149H63ZM91 148V149H90ZM94 148V149H93ZM111 148V149H110ZM140 148V149H139ZM169 148V149H168ZM213 148V150H211ZM224 148V150H223ZM20 151H19V150ZM45 149V150H44ZM62 151H61V150ZM67 149V150H66ZM90 149V150H89ZM108 149V150H107ZM146 149V150H145ZM168 149V150H167ZM207 149V150H206ZM238 149V150H237ZM6 152H4V151ZM37 150V151H35ZM113 150V152H112ZM140 150V151H139ZM166 150V151H164ZM205 150V154L203 153ZM3 151V152H2ZM14 151V152H13ZM56 153H55V152ZM67 153H66V152ZM181 151V152H180ZM200 151V152H199ZM201 151L202 154H201ZM212 151V153L210 152ZM216 151V152H215ZM224 151V152H223ZM239 151V152H238ZM242 151V152H241ZM40 152V153H39ZM42 152V153H41ZM51 152V156L50 153ZM61 152V153H60ZM111 152V153H110ZM119 152V153H118ZM214 152V153H213ZM219 152V153H218ZM234 152V154H233ZM11 153V154H10ZM22 153V154H21ZM26 153V154H25ZM32 153V154H31ZM98 153V154H95ZM102 153V154H101ZM110 153V154H109ZM113 153V154H112ZM207 153V154H206ZM210 153V154H209ZM226 155H224V154ZM238 155H237V154ZM245 153V155H244ZM261 154L260 156L258 154ZM36 154V155H35ZM61 156H59V155ZM106 154V155H105ZM108 154V155H107ZM201 154V156H200ZM204 154V155H203ZM219 155L217 157V155ZM222 154V155H220ZM232 154V156H231ZM257 154V155H256ZM10 155V156H9ZM53 155H56L54 157ZM68 155V156H67ZM97 155V156H96ZM135 155V156H134ZM212 159V163H210V157ZM214 155V157H212ZM241 155V157H240ZM252 155V156H251ZM256 155V156H255ZM5 156V157H4ZM49 158H46L48 157ZM75 156V157H74ZM99 156V157H98ZM124 156V157H123ZM130 158H129V157ZM153 156V157H152ZM167 156V157H166ZM200 156V157H199ZM206 156V157H205ZM230 156V157H229ZM235 156V157H234ZM239 156V157H238ZM245 159H244V157ZM31 157V158H30ZM35 157V159H34ZM45 157V158H44ZM53 157V158H52ZM59 157V158H58ZM69 157V158H68ZM112 158V160L110 159ZM173 157V158H172ZM199 157V158H198ZM203 157V158H202ZM208 157V158H207ZM220 157V158H219ZM222 157V158H221ZM225 157V158H224ZM227 157V158H226ZM229 157V158H228ZM234 157V158H232ZM237 157V159H236ZM255 157V158H253ZM115 158V159H114ZM169 160H168V159ZM189 158V160H188ZM193 158V159H192ZM202 158V159H200ZM207 158V159H205ZM241 158V160H240ZM42 159H44L42 161ZM196 161H195V160ZM205 161H204V160ZM210 159V160H209ZM236 159V161H235ZM243 159V160H242ZM253 161L255 162H252ZM256 159V160H255ZM48 160V161H47ZM53 162H52V161ZM72 160V161H71ZM119 160V161H118ZM127 160V161H126ZM129 160V161H128ZM131 160V161H130ZM137 160V161H136ZM183 160V161H182ZM188 160V161H187ZM194 160V161H193ZM201 160V161H200ZM207 160V161H206ZM225 160V161H223ZM229 160V161H228ZM231 160V161H230ZM233 160V161H232ZM239 165H237L238 161ZM245 160V161H244ZM249 162H248V161ZM32 161V162H31ZM51 161V162H49ZM62 163H61V162ZM66 161V162H65ZM84 161V163H83ZM115 161V162H114ZM160 161V163H159ZM171 161V162H170ZM186 161V162H185ZM199 161V162H198ZM223 163H222V162ZM243 161V163H242ZM246 161L248 166L246 165ZM38 162V163H37ZM58 162V163H57ZM69 162V163H68ZM121 164H120V163ZM134 162V163H132ZM166 162V163H165ZM207 162V163H206ZM226 162V164H224ZM231 164H230V163ZM29 163L30 165H28ZM34 163V164H33ZM40 163V164H39ZM44 163V166L42 165ZM79 163V164H78ZM84 165L83 170L82 164ZM118 163V164H115ZM143 165H142V164ZM172 163V164H171ZM176 163V164H175ZM183 164L184 167H182L181 164ZM199 163V164H198ZM205 163V164H204ZM222 163V165H221ZM27 165L24 166L23 165ZM47 164V166H46ZM55 164V165H54ZM67 164V165H66ZM73 164V165H72ZM104 164V165H103ZM106 164V165H105ZM111 164V165H110ZM137 164V165H136ZM147 164V165H146ZM175 166H174V165ZM190 164V165H189ZM197 164V166H196ZM211 166H210V165ZM216 164V165H215ZM240 166V167H237ZM41 167V172L40 174V167ZM54 169L52 170L51 167ZM79 165V166H77ZM123 165V166H122ZM128 165V167H127ZM142 166V169H140ZM145 165V166H144ZM167 165V167L165 166ZM186 165V166H185ZM205 168H203L204 166ZM208 165V169L206 170V166ZM226 165V166H225ZM230 168H229V166ZM234 165V166H233ZM243 165V166H242ZM246 165V166H245ZM250 165V166H249ZM7 166V167H6ZM11 166V167H10ZM14 166V167H13ZM35 166V167H34ZM43 166V167H42ZM49 167L51 170L46 173V170L43 169L44 167ZM53 166H57L54 168ZM105 166L109 168H105ZM120 166V168H118ZM164 166V168H163ZM170 166V168H169ZM173 166V167H171ZM190 168H189V167ZM199 167V168H194ZM203 166V167H201ZM210 166V168H209ZM214 168H213V167ZM3 167V168H2ZM14 169H13V168ZM23 167V168H22ZM30 167V168H28ZM33 167V168H32ZM59 167V168H58ZM75 169H74V168ZM79 168L81 171H79ZM102 167V168H101ZM118 169H117V168ZM136 167V168H135ZM150 167V168H148ZM162 167V168H161ZM188 167V168H187ZM216 167V168H215ZM227 167V169L225 168ZM234 167V168H233ZM237 167V168H236ZM251 167V168H249ZM20 168V169H19ZM32 168V169H31ZM37 168V170H36ZM90 168V169H89ZM93 168V169H92ZM129 168V169H128ZM145 168V170H144ZM152 168V169H151ZM192 168V169H191ZM219 168V169H217ZM236 168V169H235ZM30 169V170H28ZM72 169V170H70ZM99 171H98V170ZM113 169V170H112ZM124 169V170H123ZM126 169V170H125ZM137 169V170H136ZM159 171H158V170ZM167 170L163 174L164 171L162 170ZM169 169V170H168ZM179 169V170H178ZM200 169L202 171H200ZM209 171L212 174H209L208 172H203V171ZM215 169V171H214ZM230 169V170H229ZM233 169V170H232ZM242 171H241V170ZM247 169V170H246ZM250 169V170H249ZM45 170V172H44ZM70 170V171H69ZM83 170V172H82ZM90 170V171H89ZM94 170V171H93ZM111 170V172H110ZM116 170V171H115ZM130 170V171H129ZM140 170V172H139ZM158 172H156V171ZM178 170V171H175ZM199 172H198V171ZM212 170V172H211ZM7 171V172H6ZM13 171V172H12ZM30 171V172H29ZM39 171V172H36ZM51 171V172H50ZM58 171H61L60 173ZM77 171V172H76ZM93 171V172H92ZM97 171V172H96ZM104 171V172H103ZM113 171V172H112ZM135 171V172H134ZM149 171V172H147ZM181 173H180V172ZM214 171V172H213ZM234 174H233V172ZM237 171V172H236ZM250 171V172H251ZM6 172V173H4ZM28 172V175H27ZM32 172V173H31ZM54 172H58L59 174H67V179H62L60 177H55ZM74 172V173H72ZM92 172V173H90ZM100 172V173H99ZM109 172V174H108ZM168 172V173H167ZM175 174H174V173ZM203 172V173H202ZM223 172V173H222ZM248 172V173H247ZM57 173V174H58ZM80 175H78V174ZM83 173H85L86 176H83ZM96 173V174H95ZM115 173V174H114ZM127 173V175H125ZM154 173V174H153ZM185 173V174H184ZM195 173V174H194ZM202 173L203 178L201 175ZM206 173V175H204ZM235 176V179L232 174ZM58 174V175H59ZM69 174V175H68ZM74 174V176H72ZM106 174V176H104ZM108 174V175H107ZM119 174V175H118ZM158 174V175H157ZM162 174V176H161ZM178 174V175H177ZM185 176H184V175ZM187 174V175H186ZM197 174V175H196ZM262 174V173H261ZM5 175V176H4ZM7 175V176H6ZM35 175V176H34ZM42 175V177H41ZM50 175V176H49ZM89 175V176H87ZM93 175H96L97 177L99 176L98 179L97 177H94ZM114 175V176H113ZM138 175V176H137ZM141 175V176H139ZM161 176V184L160 189L158 186L159 184H156L155 179L156 177L152 176ZM165 175V176H164ZM168 175V177L166 176ZM177 175L176 178L174 179L173 176ZM189 175V176H188ZM192 177H191V176ZM199 175V176H198ZM210 175V176H209ZM226 175V176H225ZM228 175V176H227ZM243 175V176H242ZM30 176V177H29ZM49 176V177H48ZM52 176V177H51ZM69 176H71V179L74 178L75 181L71 180ZM82 176V177H81ZM93 176V177H92ZM112 176V177H111ZM151 176V180L150 179ZM188 178H187V177ZM197 176V177H195ZM214 176V177H213ZM3 177V178H2ZM6 177V178H4ZM8 177V178H7ZM13 177V178H11ZM46 177V178H45ZM78 177V178H77ZM105 177V178H103ZM111 177V178H110ZM164 177H167L165 179ZM183 177V178H182ZM185 177V178H184ZM200 177V178H198ZM209 179H208V178ZM223 177V178H222ZM229 177L231 179L234 178L235 181L229 182ZM240 177V178H239ZM26 178V179H24ZM87 178V179H86ZM145 178V179H144ZM202 181L201 184L199 180L196 179H201ZM205 178V179H204ZM222 178V183L221 186H219V181ZM12 179L14 181H12ZM19 179V180H18ZM60 179V180H59ZM79 179V181H78ZM115 179V181L113 180ZM124 179V180H123ZM169 179V180H168ZM180 179V180H179ZM183 179V180H181ZM186 179V180H185ZM188 179V180H187ZM205 181H204V180ZM208 179V181H206ZM21 180V181H20ZM23 180V181H22ZM51 180V181H49ZM83 180V181H80ZM88 180V181H87ZM98 180V181H97ZM100 180V181H99ZM132 180V181H131ZM195 180L198 184L201 186L196 187V189L193 187L195 186ZM227 180V182H226ZM58 181V182H56ZM66 181V182H65ZM73 181V183H71ZM86 181V182H85ZM95 181V182H94ZM108 181V182H107ZM113 181V182H112ZM117 181V184H115ZM123 181V182H122ZM150 181V182H148ZM154 181V182H152ZM164 181H170L169 183H165ZM187 181V182H185ZM6 182V183H5ZM9 182V183H8ZM24 182H32L37 184H42L43 186L41 188H34L35 190H30L27 189L25 190L24 188L21 189V187H25L22 185H25ZM49 182V183H48ZM52 182V183H51ZM77 182V183H76ZM81 184H80V183ZM89 182V183H88ZM98 182V184H97ZM126 182V184H124ZM146 182V183H145ZM152 182V185L150 187V184ZM174 182V183H172ZM180 182V183H179ZM209 182V183H208ZM216 183L215 185L213 183ZM218 182V183H217ZM237 182V185H236ZM8 183V185H6ZM19 183V184H18ZM60 183V184H59ZM69 183V184H68ZM71 183V186H70ZM86 183V184H85ZM93 183V184H92ZM144 183V184H143ZM153 183H155V186L153 187ZM164 183V184H163ZM190 183V184H189ZM213 185H211V184ZM225 183V185H224ZM2 184V185H1ZM22 184V185H21ZM52 184V185H50ZM57 184V185H56ZM62 184V185H61ZM75 185V187L73 186ZM84 184V185H83ZM90 184V185H89ZM111 184V185H110ZM142 184V185H141ZM149 184V185H148ZM166 184V190L165 188ZM170 184V185H169ZM184 184V185H183ZM208 184V185H207ZM228 184V186L226 185ZM234 184V185H233ZM6 185V186H5ZM14 185V186H13ZM21 185V186H20ZM49 185V186H48ZM120 185V186H119ZM145 185V186H143ZM147 185V186H146ZM188 185V186H187ZM191 185V186H190ZM207 187H206V186ZM237 186L240 187L239 189L237 187L230 188V186ZM239 185V186H238ZM16 186V187H15ZM19 186V187H18ZM180 186V187H179ZM212 186L215 187L212 188ZM9 187V188H7ZM12 187V188H11ZM64 189H62V188ZM68 187V188H67ZM82 187V188H81ZM109 187V188H108ZM158 187V188H155ZM162 187V188H161ZM169 187V188H168ZM192 187V188H191ZM211 187V188H209ZM222 189H221V188ZM225 187V188H223ZM230 188L233 191H230L229 189V196L227 194V188ZM6 188V190L11 189L10 191H5L3 189ZM18 188V189H17ZM61 188V189H60ZM70 188V189H69ZM98 188V189H96ZM111 188V189H110ZM141 188V189H140ZM156 190H154V189ZM173 188V189H172ZM176 188V189H175ZM202 188V189H201ZM208 190H207V189ZM219 188V191L218 189ZM14 189V190H13ZM40 189V190H39ZM49 189V190H48ZM60 189V190H59ZM72 189V190H71ZM79 189V190H78ZM102 189V191H100ZM108 189V192L106 191ZM133 189V190H132ZM180 189V190H179ZM205 189V190H204ZM217 189V190H216ZM238 189V190H237ZM16 190V191H15ZM53 190V191H52ZM65 190V191H64ZM75 190V192H74ZM93 190L95 192H93ZM135 190V191H134ZM149 190V191H148ZM154 190V191H153ZM188 190V191H187ZM202 190V191H201ZM206 195H204L205 193ZM207 190V191H206ZM214 190V191H212ZM225 190V192L223 191ZM234 190L240 195H237ZM29 191V192H28ZM45 191V192H43ZM66 191L70 194L69 196L68 193L66 196ZM70 191V192H69ZM96 191L101 192L97 193L98 196L104 195L103 197L101 196H96ZM114 191L113 193L110 192ZM158 191V192H156ZM167 191V192H164ZM170 191V192H169ZM179 191V192H178ZM183 191H185L183 193ZM192 191V192H191ZM196 193H195V192ZM201 191V192H200ZM212 191V192H211ZM216 191V192H215ZM221 191V192H220ZM239 191V192H238ZM11 192V193H10ZM13 192V193H12ZM36 192V193H35ZM54 192V194L52 193ZM81 192V193H79ZM86 195H84L83 193ZM91 192V193H90ZM103 192V194H102ZM105 192L109 193L105 195ZM160 192V193H159ZM163 192L166 193V195L161 193ZM194 192V193H193ZM214 192V195L212 193ZM233 192V194H232ZM6 193V194H5ZM17 193V194H16ZM23 193H25L23 195ZM33 193V194H31ZM40 193V194H39ZM74 193V194H71ZM78 193V195H77ZM120 193V194H119ZM132 193V194H131ZM148 193V194H147ZM159 193V194H158ZM186 193V194H185ZM212 195L210 197L209 195ZM223 193V194H221ZM12 198H11V196ZM30 196H29V195ZM46 194H49L46 196ZM90 194V195H89ZM117 198V200L114 198V196ZM118 194V195H117ZM139 195V198L137 196ZM155 194V195H154ZM185 194V195H184ZM198 194V195H197ZM227 194V196H225ZM6 195V196H4ZM39 195V196H38ZM42 195V197H40ZM46 197H45V196ZM50 195L52 197H50ZM89 195V196H88ZM108 195H112L108 196ZM117 195V196H116ZM122 195L125 199L122 198ZM126 195V196H125ZM145 195V196H144ZM175 197H174V196ZM193 195V196H192ZM10 198H9V197ZM16 196V197H15ZM24 196V197H23ZM27 196V197H26ZM29 196V197H28ZM55 196V197H54ZM75 198L73 199L72 197ZM83 196V197H82ZM93 200H92V198ZM111 197L113 199H109L110 201L108 202V198ZM147 196V197H146ZM149 196V197H148ZM151 196V197H150ZM157 196V197H156ZM205 196V197H204ZM94 202L93 204L88 202ZM90 197V198H89ZM97 197V198H96ZM106 197V198H104ZM141 197V199H140ZM155 197L157 199H155ZM163 197V199H162ZM187 197V198H186ZM196 197V198H195ZM203 197V198H202ZM209 197V198H208ZM234 197V198H232ZM2 198V199H1ZM4 198V199H3ZM6 198V199H5ZM40 200H37L36 199ZM44 198V199H43ZM56 198H59L56 199ZM71 199L68 201V199ZM79 198V199H78ZM85 198V199H81ZM99 198V199H98ZM103 198V199H102ZM127 198V201H125ZM132 203H131V201ZM136 198V199H135ZM145 198V199H144ZM166 198V199H164ZM173 198V199H172ZM179 198V201L177 203L176 200ZM184 198V199H183ZM211 199L206 202L207 199ZM230 198V200L225 199ZM10 199V200H9ZM12 199V201H11ZM32 199V201H31ZM53 199V200H52ZM61 199V200H60ZM67 199V200H66ZM96 200V202L94 201ZM98 199V200H97ZM122 199V202L120 203L119 201ZM154 199V201L152 200ZM182 199V200H181ZM189 199V200H188ZM199 199V200H198ZM205 199V200H204ZM214 202H213V200ZM218 199V200H217ZM238 199V200H237ZM256 198V200H258ZM4 200V201H3ZM7 200V201H6ZM45 200V201H44ZM49 200V201H48ZM51 200V201H50ZM57 200V201H54ZM64 200V201H62ZM91 200V201H90ZM115 200V201H113ZM119 200V201H118ZM125 202H124V201ZM139 200V201H138ZM147 200V201H146ZM150 200V201H149ZM156 200V201H155ZM164 200V202H163ZM186 200V201H185ZM228 200V202H227ZM233 200V201H232ZM238 202H237V201ZM240 200V201H239ZM2 201V202H1ZM25 201V202H24ZM45 203H43V202ZM68 201V203H67ZM77 201V202H76ZM77 205V203H79ZM99 201V202H98ZM109 203L107 205H104L105 203ZM115 204H113V202ZM137 201V202H136ZM146 201V202H145ZM153 201V202H152ZM158 201V202H157ZM167 201V203H165ZM171 201V203H168ZM174 201V202H173ZM189 201V202H188ZM192 201V202H191ZM194 201V202H193ZM229 201L231 203H229ZM235 201V202H234ZM13 202V203H12ZM37 202V203H36ZM48 202V203H47ZM50 202V203H49ZM63 202V204H62ZM88 202V203H87ZM98 202V203H97ZM102 202L104 204H102ZM112 202V203H110ZM118 202L120 205H118ZM139 202V203H138ZM158 204H157V203ZM200 202V203H199ZM202 202V203H201ZM204 202V203H203ZM210 202V203H209ZM238 204H237V203ZM31 203H33L31 205ZM57 203V204H56ZM75 203V204H74ZM82 203V204H81ZM101 203V204H100ZM124 205H123V204ZM128 203L129 204L128 206ZM138 203V204H135ZM155 205H154V204ZM172 203H175L172 205ZM186 203V204H184ZM187 203L189 205H187ZM212 203V204H211ZM216 205H215V204ZM218 203V205H217ZM240 203V204H239ZM263 201L260 200V202L257 201V205L260 206V212L257 213H251L249 216L252 217V220L255 222L257 221L256 225H258V228L256 230L264 235V205H261ZM37 204V205H36ZM60 204V205H58ZM63 206V209L61 208ZM75 206V208L72 206ZM84 204V205H83ZM127 204V205H126ZM144 204V205H143ZM170 204V205H169ZM184 204V205H183ZM195 204V205H194ZM214 204V205H213ZM230 204V205H229ZM47 209H45L44 207ZM93 205V206H92ZM138 205L137 210L135 211ZM154 205V206H152ZM157 205V206H156ZM159 205V206H158ZM169 205V206H168ZM192 205V207L190 206ZM201 205V206H200ZM234 205V206H233ZM241 205V206H240ZM43 208H42V207ZM72 206V207H71ZM85 206V207H84ZM99 206V207H98ZM107 206V207H106ZM121 206V207H120ZM124 207H128L123 208ZM171 206V207H170ZM173 206V207H172ZM176 206V207H174ZM186 206V207H185ZM189 206V207H188ZM209 208L206 214L204 209ZM233 208H230L232 207ZM48 207V208H47ZM57 207V209H56ZM67 207V208H66ZM81 207V208H80ZM95 207V208H94ZM112 207V208H111ZM134 207V208H133ZM147 207V208H146ZM184 207V208H183ZM204 207V209H202ZM38 208V210H37ZM61 208V209H60ZM106 208V209H105ZM143 208V209H142ZM145 208V209H144ZM153 208V209H152ZM155 208V209H154ZM158 208V209H157ZM175 208V209H173ZM212 208V209H211ZM2 209V211H1ZM33 209V210H32ZM36 209V210H35ZM41 209V210H40ZM60 209V213L59 210ZM67 209V210H66ZM69 209V210H68ZM80 209V210H79ZM83 209V210H82ZM87 209V211H85ZM135 213L132 214V210ZM135 209V210H134ZM142 209V210H141ZM173 209V210H171ZM192 209L196 210L193 213L191 212ZM202 209V210H201ZM252 209V207H251ZM35 210V211H34ZM79 212V213H77ZM99 210V211H97ZM141 210V211H140ZM150 210V211H149ZM155 210V211H153ZM200 210V211H199ZM206 210V209H205ZM12 210H10L11 212ZM33 211V213H32ZM43 211H49L46 215L42 216ZM66 212L63 213V212ZM70 211V212H69ZM74 211L76 212L77 216H80V219L75 217ZM84 211V212H83ZM90 211V212H89ZM114 211V210H113ZM130 213H129V212ZM152 211V212H151ZM160 211V212H158ZM172 213L173 215H171ZM40 212V213H39ZM87 212L89 224L85 223L86 221L84 220V213ZM143 212V213H141ZM146 212H149L148 215ZM185 212V213H184ZM14 213V212H11ZM53 213V214H52ZM59 213V214H57ZM82 213V214H81ZM97 213V214H96ZM113 213V212H112ZM110 213L112 216L113 214ZM137 213V215H136ZM160 215H157V214ZM170 213V214H168ZM260 213V214H259ZM37 214V215H35ZM56 214V215H55ZM75 219V221L82 220L85 221L83 222L82 220L79 221V226L84 227L82 230L84 231H78L75 230L71 232L70 226L68 224H65L64 219L66 217L65 221H71V217ZM81 214V215H80ZM97 217H94V215ZM120 214V212H119ZM122 214V212H121ZM125 214V213H124ZM140 214L144 217H142L143 220L142 222L140 221L141 218L138 219V217H141ZM166 214V215H165ZM197 215L195 218L194 216ZM205 214V215H204ZM32 215V217H31ZM36 216L35 218L33 217ZM66 215V216H65ZM68 215V216H67ZM99 215V216H98ZM136 217H135V216ZM151 215V218H150ZM154 215V216H153ZM156 215V216H155ZM175 215V216H174ZM190 215V216H189ZM259 215V216H258ZM61 216V217H60ZM62 216H65L62 218ZM149 216V217H146ZM159 216V217H157ZM174 216V217H173ZM210 216V217H209ZM52 217H54L52 219ZM56 217H58L57 220ZM193 217V218H192ZM91 218H94L90 221ZM97 218V219H95ZM150 220L149 222L146 220ZM176 218V219H173ZM198 218V219H197ZM29 219V220H30ZM33 219V220H32ZM41 219V220H42ZM72 219L71 222L74 220ZM139 220L138 222H135L134 220ZM262 219V220H261ZM94 220V221H93ZM142 220V219H141ZM168 220V219H167ZM194 220V221H193ZM252 221V222H253ZM1 222V220H0ZM63 222V223H62ZM84 224H83V223ZM140 222V223H139ZM39 223H42L41 226L39 227ZM92 223V225H91ZM146 223V224H144ZM151 224V225H150ZM217 224V223H216ZM261 224V226H260ZM44 225V226H43ZM64 225H68L64 226ZM85 225V226H84ZM144 225L146 227H144ZM150 225V226H148ZM154 225V228H153ZM155 225H157L155 227ZM222 225V224H221ZM61 226L60 230L56 229L55 227ZM138 226V225H137ZM136 226V227H137ZM39 227V228H37ZM45 227V228H44ZM48 227V228H47ZM9 228V227H8ZM35 228V227H34ZM91 232L89 231V229ZM263 228V229H262ZM2 229V230H1ZM1 232L4 233V228H1ZM11 229V227H10ZM40 229V232H39ZM45 229V231H44ZM144 230V232L146 231ZM151 229V230H150ZM53 230V231H51ZM62 230V231H61ZM65 230V231H64ZM165 229H162V234L164 235V239H169L171 236L164 231ZM22 231V230H21ZM64 231V232H63ZM86 231V233H85ZM98 231V233L96 232ZM100 231V232H99ZM46 234H45V233ZM48 232V233H47ZM53 232V235L49 234ZM64 233V234H61ZM77 234H76V233ZM83 232V233H82ZM102 232V234H100ZM142 230V233H144ZM43 233V234H41ZM79 233V234H78ZM87 233V234H88ZM97 233V234H96ZM161 233V232H160ZM24 234V235H23ZM23 234L18 235L23 236L24 241L22 237L20 238H15L16 240H6L5 237L1 238V245H0V264H98V261H93L91 258H87L83 260L84 258H81L79 255H73L72 254V249L70 250L68 243L65 244L64 246L67 245L66 248L71 251V254L66 252L64 249L57 247L58 243L55 241L56 244L54 245H49L45 247L44 249L40 248L38 249L35 245V241L31 240V237L28 238L27 242V234L26 232H23ZM60 234V235H59ZM161 234V235H162ZM74 235V236H72ZM78 235V236H77ZM96 235V236H95ZM103 235V237H102ZM160 235V236H161ZM7 238V235H4ZM26 236V237H25ZM68 236V237H69ZM169 236L168 238H166ZM84 237V238H83ZM102 237V238H101ZM112 237H107L105 239L110 240ZM26 238V240H25ZM49 238V237H48ZM87 238V237H86ZM20 242H19V240ZM74 238V241L76 240ZM83 239V240H82ZM114 239V238H113ZM3 240V241H2ZM24 242H22V241ZM95 240V241H96ZM4 241L6 243H4ZM8 241V242H7ZM45 241V240H44ZM167 241H170L167 240ZM2 243H4L2 245ZM14 243V244H13ZM27 243V244H26ZM37 245L38 242L36 241ZM112 243V242H111ZM16 244V245H15ZM18 244V245H17ZM22 244V245H21ZM24 244V245H23ZM26 244V245H25ZM101 245H105V243H100ZM6 245V246H5ZM10 245V246H9ZM13 245V246H12ZM18 246V247H17ZM28 246H30L28 248ZM53 246V248H52ZM5 247V248H4ZM10 247V248H9ZM14 247V248H13ZM25 247V248H24ZM37 249H36V248ZM58 248V249H56ZM24 249V250H21ZM43 250V251H42ZM64 250V251H63ZM198 255L199 251L197 252ZM196 253V255H197ZM195 254V253H194ZM225 255L224 253H222ZM221 254V255H222ZM2 255L4 257H2ZM195 255V256H196ZM197 255V256H198ZM7 256V257H6ZM151 257V256H149ZM200 257V256H199ZM198 257V258H199ZM36 258V259H35ZM144 258V256H143ZM153 260H152V259ZM148 262H142L143 264H153L154 257L152 256ZM225 256H223L222 259H224ZM82 259V260H81ZM229 261L227 258H225V262ZM141 262L139 264H142ZM102 264V263H100ZM220 264V263H218ZM228 264V262L226 263Z\"/></svg>", "mask_w": 264, "mask_h": 264}, {"label": "bare ground", "instance_id": "2", "mask_svg": "<svg viewBox=\"0 0 264 264\" xmlns=\"http://www.w3.org/2000/svg\"><path fill=\"white\" fill-rule=\"evenodd\" d=\"M1 1V0H0ZM2 1H4V0H2ZM25 1H27V0H25ZM39 1V0H38ZM54 1V0H53ZM59 1V0H58ZM78 1V0H77ZM84 1V0H83ZM89 1V0H88ZM97 1V0H96ZM96 1H94V3H96ZM105 1V0H104ZM109 1V0H108ZM120 1V0H119ZM130 1V0H129ZM138 2H139V0H137ZM146 1H148V0H146ZM145 1V2H146ZM166 1V0H165ZM177 1V0H176ZM181 1H183V0H181ZM192 1V0H191ZM198 1V0H197ZM212 1V0H211ZM219 0H217V2H218ZM229 1H231V0H229ZM250 1L252 2V0H249V5H250ZM263 1V0H262ZM36 2V1H35ZM57 2V1H56ZM60 2H61V0H60ZM70 1L68 0V3H69ZM75 2H76V0H75ZM98 2V1H97ZM110 2V1H109ZM115 2V1H114ZM135 1H132V5H133V3H134ZM160 2V1H159ZM161 2H163L162 0H161ZM200 2V1H199ZM198 2V3H199ZM210 2V1H209ZM208 2V3H209ZM215 2V1H214ZM236 2V1H235ZM240 2H241V0H240ZM246 2V1H245ZM244 2V3H245ZM247 2H248V0H247ZM246 2V3H247ZM3 3V2H2ZM7 3V2H6ZM39 3V5H40V3L41 2H38ZM47 3V2H46ZM55 2H53V4H54ZM77 3V2H76ZM82 3V1L80 2V4ZM100 3H102V2H100ZM106 3V2H105ZM111 3V2H110ZM123 3V2H122ZM131 3V2H130ZM166 3V2H165ZM168 3V2H167ZM174 3H176V2H174ZM173 3V4H174ZM178 3V2H177ZM181 3V2H180ZM179 3V4H180ZM200 3H202V2H200ZM205 3H207V2H205L204 1V4ZM222 3V2H221ZM229 3V2H228ZM234 3V2H233ZM233 3H232V5H231V7H233ZM243 2H242V5L244 4ZM255 3H257V2H254V5H255ZM263 3H264V1H263ZM8 4H10V0H9V3ZM7 4V5H8ZM29 4H33V3H29ZM37 4V3H36ZM36 4H34V5H36ZM74 4V2H72V5ZM93 4V3H92ZM104 4V3H103ZM115 4V3H114ZM121 4V3H120ZM125 4H126V2H125ZM135 4H136V2H135ZM140 4H141V2H140ZM139 4V5H140ZM144 4V3H143ZM142 4V5H143ZM148 4H150V3H148ZM147 4V5H148ZM173 4H171V5H173ZM226 4V3H225ZM241 3H239L238 5H240ZM262 3L260 2V5H261ZM19 5H20V3H19ZM22 5V4H21ZM38 5V4H37ZM58 5H60L61 6V3L60 4H58L57 3V6ZM70 5V4H69ZM77 4H75V6H76ZM95 5V4H94ZM98 5V4H97ZM96 5V6H97ZM116 5V4H115ZM123 4H121V6H122ZM145 5V4H144ZM158 5V4H157ZM170 4H168V6H169ZM181 5H182V3H181ZM187 5H188V3H187ZM203 5V4H202ZM209 5H212V4H209ZM221 5V4H220ZM219 5V6H220ZM249 5H247V6H249ZM260 5H258L257 7H262V6H264V4L262 5V6H260ZM11 6V5H10ZM9 6V7H10ZM28 6H30V5H28ZM52 6V5H51ZM62 6L63 7H65L63 4H62ZM89 6V5H88ZM111 6V5H110ZM109 6V7H110ZM114 6V5H113ZM123 6H125V5H123ZM127 6V5H126ZM156 6V5H155ZM161 6V5H160ZM159 6V7H160ZM185 6V5H184ZM190 6V5H189ZM193 6H194V4H193ZM205 6V5H204ZM208 6V5H207ZM213 6V5H212ZM212 6H210V8L211 9H208V10H210V11H215V9H217V10H219V8H217L216 6H215V4H214V7H216L215 9H213L212 10ZM218 6V7H219ZM223 6V5H222ZM244 6V5H243ZM256 6V5H255ZM3 7V6H2ZM7 7V6H6ZM38 7H40V6H38ZM37 7V8H38ZM46 7V6H45ZM53 7V6H52ZM62 7V8H63ZM69 7V6H68ZM72 7V6H71ZM78 7V6H77ZM77 7H74V8H77ZM91 7H92V5H91ZM105 7V6H104ZM137 7H139V6H137ZM143 7V6H142ZM154 6L152 5V8H153ZM172 7V6H171ZM200 7V6H199ZM198 7V8H199ZM221 7V6H220ZM235 7V6H234ZM240 7V6H239ZM239 7H238V9H239ZM251 5H250V10L249 11H251ZM257 7H255L256 8V10H257ZM21 8H22V6H21ZM20 8V9H21ZM90 8V7H89ZM112 8V7H111ZM115 8V7H114ZM117 8V7H116ZM148 8V7H147ZM149 8H150V6H149ZM148 8V9H149ZM166 8V7H165ZM180 8V7H179ZM181 8H182V6H181ZM193 8V7H192ZM196 8H197V6H196ZM203 8V7H202ZM222 8V7H221ZM230 8V7H229ZM228 8V9H229ZM245 8H246V5H245ZM244 8V9H245ZM255 8H253L252 10H255ZM27 9V8H26ZM25 9V10H26ZM29 9V8H28ZM32 9V8H31ZM41 9V8H40ZM43 9V8H42ZM57 9V8H56ZM78 9H79V7H78ZM78 9H76V10H78ZM95 9V8H94ZM153 9H155V8H153ZM153 9H151V10H153ZM172 9V8H171ZM185 9V8H184ZM187 9H189V8H187ZM194 10H195V8H193ZM204 9V8H203ZM241 9H243L242 7H241ZM247 9V8H246ZM244 10V11H247V10ZM249 9V8H248ZM262 9H264V8H262ZM9 9H7V11H8ZM14 10V9H13ZM18 10V9H17ZM34 10H35V8H34ZM38 10V9H37ZM59 10V9H58ZM63 10H66V9H62V11ZM69 10H71V12H73L72 11V9H69ZM80 10V9H79ZM92 10H93V8H92ZM112 10V9H111ZM137 10V9H136ZM147 10V9H146ZM146 10H145V12H146ZM157 10V9H156ZM162 10H164L163 9V7H162ZM182 10V9H181ZM207 10V9H206ZM207 10V11H208ZM221 10H222V12H223V10L224 9H220V12H221ZM229 10H231V9H229ZM236 10H237V8H236ZM2 11H3V9H2ZM1 11V12H2ZM15 11V10H14ZM22 11H23V9H22ZM56 11V10H55ZM54 11V12H55ZM60 11V10H59ZM59 11H57V12H59ZM109 11V10H108ZM138 11H141V9H139ZM154 11V10H153ZM172 11V10H171ZM186 11V10H185ZM187 11H189V10H187ZM196 11V10H195ZM198 11V10H197ZM202 11H204V10H202ZM207 11H205V12H207ZM209 11V12H210ZM233 11V10H232ZM241 11V10H240ZM249 11H247V12H249ZM260 11V10H259ZM13 12V11H12ZM27 12V11H26ZM33 12V11H32ZM37 12V11H36ZM67 12H68V10H67ZM95 12H97V11H95ZM121 12V11H120ZM142 12V11H141ZM144 12V11H143ZM148 12V11H147ZM160 12V11H159ZM162 12V11H161ZM161 12H160V14H161ZM178 12V11H177ZM201 12V11H200ZM216 12V11H215ZM258 12V10L256 11V13ZM262 12H264V11H261L260 13L262 14ZM4 13V12H3ZM8 13V12H7ZM10 13V12H9ZM45 13V12H44ZM53 13V12H52ZM61 13V12H60ZM65 15H66V12H63ZM100 13V12H99ZM155 13H156V11H155ZM179 13H180V11H179ZM217 13H218V11H217ZM224 13V12H223ZM225 13H227V10H226V12ZM234 13H235V11H234ZM233 13V14H234ZM240 13V12H239ZM244 13V12H243ZM252 13H254V12H252ZM258 14V15H260V16H262L261 14ZM34 14V13H33ZM36 14H38V13H36ZM43 14V13H42ZM47 14V13H46ZM49 15H50V12L48 13ZM70 14V12L68 13V15ZM74 14V13H73ZM76 14H78L77 13V11H76ZM83 14V13H82ZM96 14V13H95ZM110 14V13H109ZM146 14V13H145ZM183 14V13H182ZM185 15H187L186 13H184ZM183 14V15H184ZM201 14L203 15L204 13H202L201 12ZM201 14H200V16H201ZM209 14V13H208ZM211 14H213V12H211ZM220 14V13H219ZM8 15H10V14H8ZM40 15V14H39ZM52 15V14H51ZM53 15H54V13H53ZM64 15V16H65ZM84 15V14H83ZM87 15V14H86ZM112 14H110V16H111ZM120 15V14H119ZM128 15V14H127ZM141 15H144V14H141ZM149 15H150V13H149ZM154 15V14H153ZM183 15H182V17H183ZM196 15H198V14H196ZM237 15H238V11H237ZM240 15V14H239ZM238 15V16H239ZM244 15V14H243ZM251 15H253V17H254V14H251ZM251 15H249V16H251ZM257 15V14H256ZM47 16V15H46ZM70 16V15H69ZM104 16V15H103ZM145 16V15H144ZM161 16H162V14H161ZM176 16V15H175ZM195 16V15H194ZM205 16H206V13H205ZM209 16V15H208ZM231 16V15H230ZM237 16V17H238ZM260 16H258V17H260ZM263 16H264V14H263ZM50 17V16H49ZM55 17H57V16H55ZM61 17H62V13H61ZM98 17V16H97ZM129 17V16H128ZM153 17V16H152ZM174 17V16H173ZM177 17V16H176ZM197 17H199V15L197 16ZM212 17V16H211ZM227 17H229V15L227 16ZM233 17V16H232ZM241 17V16H240ZM246 17H247V15H246ZM253 17L251 18V19H253ZM15 18V17H14ZM13 18V19H14ZM17 18V17H16ZM16 18H15V20H16ZM24 18V17H23ZM40 18V17H39ZM70 18V17H69ZM89 18V17H88ZM94 18H96V17H94ZM137 18H139V17H137ZM161 18V17H160ZM160 18H158V19H160ZM184 18V17H183ZM183 18H181V19H183ZM185 18H187V16H185ZM206 17H204V19H205ZM209 18V17H208ZM207 18V19H208ZM224 18H225V16H224ZM235 18V17H234ZM239 18V17H238ZM244 18V17H243ZM242 18V19H243ZM249 18V17H248ZM257 20H256V19ZM264 18V17H263ZM22 19V18H21ZM26 19V18H25ZM54 19H56V18H54ZM68 19V18H67ZM119 19V18H118ZM117 19V20H118ZM130 19V18H129ZM140 19V18H139ZM147 19V18H146ZM165 19V18H164ZM195 20H196V16H195V18H194ZM193 19V20H194ZM200 19H201V17H200ZM213 19L215 20V18L213 17ZM227 20H228V18H226ZM241 19V20H242ZM6 20H7V18H6ZM18 20H19V17H18ZM31 20H33V19H31ZM42 20V19H41ZM70 20V19H69ZM83 20V19H82ZM102 20V19H101ZM162 20V19H161ZM177 20V19H176ZM202 20V19H201ZM223 20H225V19H223ZM245 21H246V19H244ZM250 20V19H249ZM249 20H247V21H249ZM25 21H27V20H25ZM40 21V20H39ZM38 21V22H39ZM47 21V20H46ZM55 21V20H54ZM85 21V20H84ZM88 21V20H87ZM96 21V20H95ZM107 21H109V20H107ZM119 21V20H118ZM152 21V20H151ZM179 21H180V19H179ZM185 21V20H184ZM187 21V20H186ZM198 21V20H197ZM203 21V20H202ZM205 21H207V20H205ZM219 21H221V20H219ZM250 21H252L251 23H250V25L251 24H255L256 25V27L257 28H253L254 30H256V29H259L260 31H261V33H260V31H258V30H256V32H255V34H257V35H261L262 33H264V25H263V22L264 21H262V18H257L256 16L254 17V19L253 20H250ZM14 22V21H13ZM15 22H17V21H15ZM14 22V23H15ZM22 22V21H21ZM52 22V21H51ZM50 22V23H51ZM61 22V21H60ZM70 22V21H69ZM73 21H71V24L73 25L74 23H72ZM105 22V21H104ZM123 22H124V20H123ZM122 22V23H123ZM136 22V21H135ZM142 22H144V20L142 21ZM156 22H158V20L156 21ZM168 22H170V21H168ZM176 22H178V20L176 21ZM198 22H200V21H198ZM222 22V21H221ZM220 22V23H221ZM225 21H223L222 22V25H223V23H224ZM228 22H230V20L228 21ZM228 22H226V23H228ZM241 22H244V21H241ZM19 23V22H18ZM24 23V22H23ZM22 23V24H23ZM37 23V22H36ZM39 23H41V22H39ZM38 23V24H39ZM49 23V22H48ZM62 23V22H61ZM101 23H103V22H101ZM110 23V22H109ZM117 23V22H116ZM150 23V22H149ZM159 23V22H158ZM172 23V22H171ZM187 23V22H186ZM191 23H193V22H191ZM196 23V22H195ZM202 22H200V24H201ZM205 23V22H204ZM204 23H202V24H204ZM217 23V22H216ZM216 23H215V25H216ZM219 23V22H218ZM232 23H234V22H232ZM238 23V22H237ZM240 23V22H239ZM1 24V23H0ZM5 24V23H4ZM12 24V23H11ZM10 23L8 24V26L9 25H11ZM20 24V23H19ZM32 24H34V23H32ZM45 24H47V23H45ZM78 24V23H77ZM76 24V25H77ZM86 24V23H85ZM84 24V25H85ZM105 24V23H104ZM106 24H107V22H106ZM111 24V23H110ZM113 24V23H112ZM142 24V23H141ZM155 24V23H154ZM175 24V23H174ZM185 24V23H184ZM200 24L198 25V26H200ZM206 24V23H205ZM211 23H209V25H210ZM241 24H243V23H241ZM28 25V24H27ZM36 25V24H35ZM40 25V24H39ZM50 25V24H49ZM52 25V24H51ZM59 25V24H58ZM70 25V24H69ZM120 25V24H119ZM177 25V24H176ZM219 25V24H218ZM226 25V24H225ZM224 25V26H225ZM237 25V24H236ZM244 25V24H243ZM245 25H247V24H245ZM244 25V26H245ZM254 25V26H255ZM6 26V25H5ZM15 25L13 24V25H11V27H14ZM17 26V29H18V25H16ZM23 26H25V25H23ZM38 26V25H37ZM37 26H35V27H37ZM74 26V25H73ZM83 26V25H82ZM94 26V25H93ZM142 26H143V24H142ZM183 26H185V25H183ZM194 26V25H193ZM203 26V25H202ZM220 26L221 25H219V28H220ZM224 26H223V28H224ZM232 26H234V24L232 25ZM231 26V27H232ZM7 27V26H6ZM11 27H9V28H11ZM30 27H31V25H30ZM43 27V26H42ZM46 27V26H45ZM53 27V26H52ZM56 27V26H55ZM65 27V26H64ZM63 27V28H64ZM70 27V26H69ZM72 27V26H71ZM74 27H76V26H74ZM81 27V26H80ZM84 27V26H83ZM82 27V28H83ZM138 27H141L140 25H138ZM137 27V28H138ZM149 27H150V25H149ZM172 27V26H171ZM187 27L189 28V25H187ZM201 27V26H200ZM209 27V26H208ZM218 27V26H217ZM216 27V28H217ZM222 27V26H221ZM225 27H228V26H225ZM243 27V26H242ZM263 27V28H262ZM34 28V27H33ZM58 28V27H57ZM90 28V27H89ZM95 28V27H94ZM100 28V27H99ZM168 28V27H167ZM183 28H185V27H183ZM190 28H192V25H191V27ZM189 28V29H190ZM203 28V27H202ZM204 28H205V26H204ZM203 28V29H204ZM211 28H212V26H211ZM214 28H215V26H214ZM229 29H230V23H229V27H228ZM236 27L234 26V29H235ZM239 28V27H238ZM248 28V27H247ZM246 28V29H247ZM7 29V28H6ZM5 29V30H6ZM31 29V28H30ZM39 29H40V26H39ZM55 29V28H54ZM60 29H61V27H60ZM72 30H73V28H71ZM79 29V28H78ZM87 29V28H86ZM102 29V28H101ZM100 29V30H101ZM110 29V28H109ZM153 29V28H152ZM186 29V28H185ZM210 29V28H209ZM222 29V28H221ZM233 29V28H232ZM250 29H252V28H250ZM263 29V30H262ZM2 30V29H1ZM29 30V29H28ZM42 30V29H41ZM65 30V29H64ZM72 30H71V32H72ZM77 30V29H76ZM99 30V29H98ZM97 30V31H98ZM128 30H130V29H128ZM170 30V29H169ZM168 30V31H169ZM173 30V32H174V29H172ZM194 30V29H193ZM208 30V29H207ZM216 30H218V32H220L219 31V29H216ZM216 30H214V31H216ZM238 30V29H237ZM244 30H245V28H244ZM248 30V29H247ZM21 31V30H20ZM23 31V30H22ZM25 31V30H24ZM35 31V30H34ZM38 31V30H37ZM44 31V30H43ZM57 31H58V29H57ZM67 31V30H66ZM65 31V32H66ZM75 31V30H74ZM90 31V30H89ZM111 31V30H110ZM135 31V30H134ZM178 31H180V30H178ZM184 31V30H183ZM188 32H189V30H187ZM213 31V32H214ZM222 31V30H221ZM225 30H223L222 32H224ZM233 31V30H232ZM252 31V30H251ZM263 31V32H262ZM27 32V31H26ZM25 32V33H26ZM28 32H30V30L28 31ZM64 32V31H63ZM70 32V31H69ZM70 32V33H71ZM87 32V31H86ZM101 32V31H100ZM136 32V31H135ZM144 32V31H143ZM208 32H210V31H208ZM212 32V31H211ZM226 32H227V30H226ZM240 32H241V29H240ZM248 33L246 34V31H245V34L246 35H248L249 34V30L247 31ZM254 32V31H253ZM24 33V34H25ZM37 33V32H36ZM59 33V32H58ZM57 33V35H55V36H53V37H56V38H60L61 40H63L64 42L66 41V43H67V40H68V34H67V36H66V34L65 33H61L60 32V34H58ZM67 33V32H66ZM105 33V32H104ZM107 33V32H106ZM121 33V32H120ZM129 33H130V31H129ZM175 33V32H174ZM180 33V32H179ZM199 33V31L197 32V34ZM239 33V32H238ZM260 33V34H259ZM23 34V35H24ZM55 34V33H54ZM65 34V35H64ZM73 33H71V35H72ZM74 34H76V33H74ZM90 34V33H89ZM101 34H103V33H101ZM100 34V35H101ZM109 34V33H108ZM114 34H116V33H114ZM133 34V33H132ZM144 34H146L145 32H144ZM188 34V33H187ZM196 34V33H195ZM200 34V33H199ZM198 34V35H199ZM220 34H223V33H220ZM226 34V33H225ZM234 34V32H232V35ZM255 34H253L252 33V35H255ZM28 35V34H27ZM36 35V34H35ZM38 35V34H37ZM50 35V34H49ZM60 35V36H59ZM70 35V34H69ZM93 35V34H92ZM92 35H90V38H91V36ZM95 36H96V34H94ZM150 35V34H149ZM183 35V34H182ZM201 35V34H200ZM205 35H207V34H205ZM209 35V34H208ZM207 35V36H208ZM214 34H212L211 35V37L213 36ZM216 35H217V33H216ZM227 35V34H226ZM225 35V36H226ZM230 35V34H229ZM245 35V36H246ZM26 36V35H25ZM31 36V35H30ZM74 36V35H73ZM73 36H70V38L71 37H73ZM85 36H87V35H85ZM124 36V35H123ZM135 36V35H134ZM147 36V35H146ZM145 36V37H146ZM153 36V35H152ZM197 36V35H196ZM215 36V35H214ZM221 37H222V35H220ZM223 36H224V34H223ZM225 36H224V38H225ZM242 36V35H241ZM256 36V35H255ZM33 37V36H32ZM36 37V36H35ZM39 37H40V34H39ZM44 37V36H43ZM53 37L52 38H47V39H45L44 41H43V48L42 49H47V48H51V47H54V46H56V45H54L53 44V40L55 39H53ZM100 37V36H99ZM116 37V36H115ZM130 37V36H129ZM129 37H127V38H129ZM132 37V36H131ZM172 37V36H171ZM176 37V36H175ZM182 37V36H181ZM198 37V36H197ZM196 37V38H197ZM216 37H218V35L216 36ZM227 38H228V36H226ZM234 37H236V35L234 36ZM247 37H252L253 38V36H247ZM246 37V38H247ZM262 37H264V35H262L261 36V38ZM46 38V37H45ZM74 38V37H73ZM76 38H77V36H76ZM75 38V39H76ZM98 38V37H97ZM107 38V37H106ZM135 38V37H134ZM165 38V37H164ZM173 38H174V36H173ZM189 38V37H188ZM195 38V37H194ZM206 38V37H205ZM213 38V37H212ZM224 38H223V40H224ZM231 38V37H230ZM230 38H229V40H230ZM237 38V37H236ZM243 38H245V37H243ZM243 38H240V39H243ZM245 38V39H246ZM251 38V39H252ZM257 38V37H256ZM261 38H259L260 40H261ZM8 39V38H7ZM36 39V38H35ZM38 39V38H37ZM36 39V40H37ZM42 39V38H41ZM44 39V38H43ZM88 39V38H87ZM109 39V38H108ZM107 39V40H108ZM111 39V38H110ZM117 39V38H116ZM132 39V38H131ZM149 39V38H148ZM151 39H153L152 37H151ZM155 39V38H154ZM172 39V38H171ZM204 39V38H203ZM259 39H257V40H259ZM1 40V39H0ZM4 40V39H3ZM24 40V39H23ZM27 40V39H26ZM26 40L25 41H23L24 43L26 42ZM40 40V39H39ZM73 40V39H72ZM91 40V39H90ZM106 40V41H107ZM158 40V39H157ZM163 40V39H162ZM189 40H190V38H189ZM192 40V39H191ZM195 40V39H194ZM198 40V39H197ZM201 40V39H200ZM206 40V39H205ZM204 40V41H205ZM209 40H211L210 38H209ZM212 40H214V39H212ZM248 40V39H247ZM254 40V39H253ZM59 41V40H58ZM62 41V42H63ZM74 41V40H73ZM92 41H94L95 42V39H93ZM100 41V40H99ZM109 41V40H108ZM149 41V40H148ZM156 41V40H155ZM171 43H167V41H166V43H162L161 44V41H160V39H159V42H160V44L161 45H159V44H156V43H159V42H157L156 41V43H150L149 45L151 46V48H154L153 50H155V49H157V52L160 50V51H164V53L165 52H171L175 47L174 46H172V41L171 40H169ZM188 41V40H187ZM202 42V43H204V45H205V43L206 42ZM207 41H208V38H207ZM231 41V40H230ZM249 41V40H248ZM251 41V40H250ZM263 41H264V39H263ZM1 42H2V40H1ZM21 42V41H20ZM40 42V41H39ZM38 42V43H39ZM55 42V41H54ZM61 42V41H60ZM69 43H70V41H68ZM162 42H164V41H162ZM174 42V41H173ZM194 42V41H193ZM200 42V41H199ZM236 42V41H235ZM258 42V41H257ZM19 43V42H18ZM28 43H30V42H28ZM33 43V42H32ZM32 43H30V45L32 44ZM68 43V44H69ZM91 43V42H90ZM104 43V42H103ZM115 43V42H114ZM140 43V42H139ZM146 43H147V41H146ZM185 43V42H184ZM190 43V42H189ZM196 43H197V41H196ZM214 43H215V41H214ZM219 43V42H218ZM217 43V44H218ZM226 43H234V42H229V41H227ZM247 43V42H246ZM252 43H254V41L252 42ZM259 43V42H258ZM10 44V43H9ZM21 44V43H20ZM23 44V43H22ZM42 44V43H41ZM65 44V43H64ZM72 44V43H71ZM89 44V43H88ZM95 44V43H94ZM174 44H175V42H174ZM173 44V45H174ZM177 44H178V42H177ZM182 44H183V41H182ZM182 44H181V47H182ZM209 43L207 42L206 43V45H208ZM224 44V43H223ZM236 44H238V43H236ZM235 44V45H236ZM249 44H251V43H249ZM260 44V43H259ZM262 44V43H261ZM264 44V43H263ZM5 45V44H4ZM14 44L12 43V46H13ZM59 45L60 44H58L57 46H56V52H57V50H59L61 53H64V51H65V55H68L67 53H70V52H68V51H70V50H68L67 49V51L65 50L66 48H67V44L65 45L66 47H65V49H64V47L63 46H61V47H59ZM148 45V44H147ZM191 45V44H190ZM239 45H240V43H239ZM21 47H22V45H20ZM28 46V45H27ZM26 46V47H27ZM40 45H38V47H39ZM71 46V45H70ZM70 46L68 45V47L70 48ZM80 46H82V45H79V47ZM138 47H140L139 45H137ZM146 46V45H145ZM177 46V45H176ZM179 46H180V44H179ZM185 46H187V45H185ZM185 46L183 45V47L185 48ZM196 46V45H195ZM198 46V45H197ZM211 46V45H210ZM210 46H207V47H210ZM213 46V45H212ZM234 46V45H233ZM245 46V45H244ZM250 46V45H249ZM249 46H247L248 48H250L251 49V47L252 46H254V45H252L251 47H249ZM260 46V45H259ZM264 46V45H263ZM33 47H35V46H33ZM37 47V48H38ZM99 47V46H98ZM112 47V46H111ZM110 47V48H111ZM126 47V46H125ZM144 47V46H143ZM200 47H202V46H200ZM199 47V48H200ZM215 47V46H214ZM213 47V48H214ZM218 48H219V45L217 46ZM221 47V46H220ZM229 47V46H228ZM256 48H258L257 46H255ZM254 47V48H255ZM9 48V47H8ZM24 48V47H23ZM36 48V49H37ZM73 48V47H72ZM93 48V47H92ZM109 48V49H110ZM117 48V47H116ZM137 48V47H136ZM145 48V47H144ZM147 48H148V46H147ZM151 48H148V49H150L151 50ZM188 48V47H187ZM230 48H232L231 46H230ZM253 48V47H252ZM262 48V47H261ZM13 49V48H12ZM19 49H20V47H19ZM25 49V48H24ZM29 50L31 49V48H28ZM35 49V50H36ZM52 49V48H51ZM95 49V48H94ZM98 49V48H97ZM121 49H123L122 48V46H121ZM121 49H119V50H121ZM135 49V48H134ZM138 49V48H137ZM148 49H146V50H148ZM179 49V47H177V50ZM181 49H183V48H181ZM186 49V48H185ZM198 49V48H197ZM196 49V50H197ZM204 49V48H203ZM207 49V48H206ZM221 49H223L222 47H221ZM234 49H235V47H234ZM238 49V48H237ZM244 49H246V51H247V48H245L244 47ZM259 49V48H258ZM22 50V49H21ZM32 50V49H31ZM41 50V49H40ZM91 50V49H90ZM89 50V51H90ZM100 50V49H99ZM103 50H107V49H103ZM125 50H126V52H127V50L128 49H126L125 48ZM195 50V49H194ZM207 50H210L211 51V49H207ZM216 50V49H215ZM220 49H218V51H219ZM233 50V49H232ZM231 50V51H232ZM253 50V49H252ZM257 50V49H256ZM263 50V49H262ZM37 51V50H36ZM39 51V50H38ZM37 51V52H38ZM43 51V50H42ZM42 51H40L41 53H42ZM47 51V50H46ZM79 51H80V49H79ZM109 51V50H108ZM122 51V50H121ZM129 51V50H128ZM149 51V50H148ZM192 51H193V49H192ZM202 50H200V52H201ZM204 51H205V49H204ZM204 51H202L201 53H203V56L205 55H210V56H212V58L215 56L214 55V53L212 54V53H210L209 51H206V53L208 52V54H204ZM214 50L212 49V51L211 52H213ZM217 51V50H216ZM238 51V50H237ZM237 51H236V53H237ZM242 51V50H241ZM261 51V49H259V51H258V53ZM3 52V51H2ZM23 52H25V51H23ZM27 52H29V51H27ZM27 52H26V54H27ZM33 52V51H32ZM30 53L31 54V56H32V54H34V53ZM35 52V51H34ZM39 52V54L40 55H42L41 53ZM49 52V51H48ZM50 52H51V50H50ZM49 52V53H50ZM55 52V53H56ZM84 52V51H83ZM145 52V51H144ZM149 52H152V50L151 51H149ZM155 53H156V51H154ZM174 52V51H173ZM183 52V51H182ZM185 52H186V50H185ZM196 52V51H195ZM223 52H225V50L223 51ZM229 52V51H228ZM235 52V51H234ZM240 52V51H239ZM245 52V51H244ZM251 52V51H250ZM264 52V50L262 51V53ZM8 53V52H7ZM49 53H46V54H49ZM52 53H54V50H53V52ZM73 53V52H72ZM93 53V52H92ZM105 53V52H104ZM116 53V52H115ZM118 53H122V52H118ZM118 53L116 54L117 55V57H115V60H117L116 58H118ZM134 53V52H133ZM136 53V52H135ZM160 54H161V52H159ZM158 53V54H159ZM163 52H162V54H164ZM172 53V52H171ZM176 53H178V52H176ZM175 53V54H176ZM180 53V52H179ZM198 53H199V51H198ZM215 53H217V52H215ZM241 53V52H240ZM248 53V52H247ZM257 53V54H258ZM1 54V53H0ZM17 54V53H16ZM23 54V53H22ZM25 54V55H26ZM39 54H38V56H39ZM43 54H45V52L43 53ZM57 54V53H56ZM89 54V53H88ZM101 54V53H100ZM110 54V53H109ZM142 54V53H141ZM147 54V53H146ZM149 54V53H148ZM151 54V53H150ZM166 54H168V53H166ZM165 54V55H166ZM174 54V53H173ZM174 54V55H175ZM182 54V53H181ZM184 54V53H183ZM212 54V55H211ZM230 54V53H229ZM4 55H5V53H4ZM25 55H23V56H25ZM50 55H51V53H50ZM49 55V56H50ZM53 55H55V54H53ZM62 55V54H61ZM61 55H58V57L59 56H61ZM70 55V54H69ZM68 55V56H69ZM91 55V54H90ZM106 55V54H105ZM116 55H111V56H116ZM121 55V54H120ZM125 55H129V53L128 54H126L125 53ZM125 55H123V56H125ZM145 55V54H144ZM179 55V54H178ZM177 55V56H178ZM191 55V54H190ZM214 55V56H213ZM217 55V54H216ZM233 55H235V54H233ZM238 55H239V53H238ZM252 55V54H251ZM259 55V54H258ZM19 56H21V57H23L22 55H19ZM28 56V55H27ZM37 56V57H38ZM47 56V55H46ZM57 56V55H56ZM63 56V55H62ZM61 56V57H62ZM83 56V55H82ZM96 56H97V54H96ZM99 56V55H98ZM97 56V57H98ZM102 56H104V55H102ZM131 56V55H130ZM141 57H142V55H140ZM139 56V57H140ZM146 56H148V55H146ZM154 56H157L156 54L154 55ZM159 56V55H158ZM162 56V55H161ZM161 56H159V57H161ZM167 56V55H166ZM176 56V55H175ZM176 56V57H177ZM219 56H220V54H219ZM222 56V55H221ZM226 56H228V54L226 55ZM254 56V55H253ZM7 57V56H6ZM28 57H30V56H28ZM43 57V56H42ZM48 57V56H47ZM46 57V58H47ZM58 57H56L57 59H58ZM60 57V58H61ZM70 57L71 56H69V59H70ZM85 57V56H84ZM120 57V56H119ZM126 57H128V56H126ZM138 57V58H139ZM145 57V56H144ZM159 57H158V61H160V59H159ZM167 57H169V56H167ZM174 57V56H173ZM183 57V56H182ZM193 57H194V55H193ZM216 57H218V56H216ZM229 57H231V56H229ZM239 57H240V55H239ZM252 57V56H251ZM258 57V56H257ZM1 58V57H0ZM25 58V57H24ZM33 58V57H32ZM63 58V57H62ZM61 58V59H62ZM73 58H75V57H73ZM72 58V59H73ZM94 58V57H93ZM102 58V57H101ZM122 58H124V57H122ZM131 58V57H130ZM148 58H150V57H147V60L148 61H150ZM178 58V57H177ZM179 58H181V56L179 55ZM191 58V57H190ZM206 58V57H205ZM209 58V57H208ZM211 58V57H210ZM248 58V57H247ZM262 58V57H261ZM25 59H28L27 57L25 58ZM49 59V58H48ZM50 59L53 61V59H52V57H50ZM66 59V58H65ZM77 59V58H76ZM75 59V61H77ZM128 58H126V60H127ZM133 59V58H132ZM146 59V58H145ZM154 59V58H153ZM169 59V58H168ZM174 59V58H173ZM182 59V58H181ZM189 59V58H188ZM196 59V58H195ZM207 59V58H206ZM205 59V60H206ZM217 59V58H216ZM215 57H214V62H216L215 60ZM234 58H232V60H233ZM239 59V58H238ZM240 59H242V58H240ZM254 59H256V58H254ZM258 59V58H257ZM260 59V58H259ZM37 60V59H36ZM46 60V59H45ZM55 60V59H54ZM62 60H64V59H62ZM66 60H68V59H66ZM96 60V59H95ZM114 60V61H115ZM123 60V59H122ZM138 60H140V59H138ZM175 60H178V59H175ZM180 60V59H179ZM199 60V59H198ZM201 61H202V59H200ZM208 60V59H207ZM229 60V59H228ZM235 60V59H234ZM39 61V60H38ZM49 61V60H48ZM74 61V60H73ZM90 61V60H89ZM133 61V60H132ZM184 61H185V59H184ZM193 61V60H192ZM191 61V62H192ZM211 62H212V59L210 60ZM210 61H208V62H210ZM230 61V60H229ZM237 61V60H236ZM235 61V62H236ZM259 61V60H258ZM27 62V61H26ZM42 62V61H41ZM61 62V61H60ZM70 62V61H69ZM68 62V63H69ZM88 62V61H87ZM95 62V61H94ZM123 62H124V60H123ZM135 62V61H134ZM134 62H131V63H133L132 65H134ZM141 62V61H140ZM145 62H147L146 60H145ZM189 62V61H188ZM204 62V61H203ZM210 62V63H211ZM218 62V61H217ZM231 62H233V61H231ZM38 63V62H37ZM62 63V62H61ZM71 63V62H70ZM75 63V62H74ZM89 63V62H88ZM88 63H86V64H88ZM109 63V62H108ZM110 63H112V62H110ZM109 63V64H110ZM117 63L120 65V63H119V59L117 60ZM116 63V64H117ZM125 63V62H124ZM136 63V62H135ZM137 63H139V62H137ZM151 63H152V60H151ZM178 63V62H177ZM195 63V62H194ZM200 63V65L201 64H204L205 65V63H206V61H205V63H201V62H199ZM219 63V62H218ZM229 63V62H228ZM238 63V62H237ZM236 63V64H237ZM44 64V63H43ZM79 64V63H78ZM82 64V63H81ZM90 64V63H89ZM105 64H107V63H105ZM148 64L150 65V63L148 62ZM154 64L155 65H157L155 68H157V67H159L160 66V64L158 63V62H156V58H155V61H154ZM162 64V63H161ZM168 64V63H167ZM174 64V63H173ZM175 64H176V62H175ZM187 64V63H186ZM206 64H209V63H206ZM216 65V63H213V65ZM22 65V64H21ZM25 65V64H24ZM45 65V64H44ZM72 65V64H71ZM71 65L69 64V66L71 67ZM76 65H77V63H76ZM99 65V64H98ZM113 65V64H112ZM121 65L124 67V64L123 63H121ZM145 65V64H144ZM144 65H142V66H144ZM147 65V64H146ZM163 65V64H162ZM161 65V66H162ZM181 65V64H180ZM210 65V64H209ZM209 65H205V67H209ZM248 65V64H247ZM35 66V65H34ZM60 66V65H59ZM63 66V65H62ZM74 66V65H73ZM89 66H91V65H89ZM103 66V65H102ZM118 66V65H117ZM116 66V67H117ZM136 66V69H138L139 67H141V66H139L138 68H137V64L135 65ZM153 65H150V67H151V69L153 68L152 67ZM177 66V65H176ZM189 66V65H188ZM192 66V65H191ZM194 66V65H193ZM198 66V65H197ZM202 66V65H201ZM226 66V65H225ZM232 66H234V65H232ZM240 66V65H239ZM250 66V65H249ZM257 66V65H256ZM79 67V66H78ZM83 67H84V65H83ZM93 67V66H92ZM97 67V66H96ZM109 67H110V65H109ZM115 67V66H114ZM121 67V66H120ZM146 67V66H145ZM196 67V66H195ZM200 67V66H199ZM205 67H203V68H205ZM222 67V66H221ZM227 67V66H226ZM247 67V66H246ZM251 67V66H250ZM1 68V67H0ZM19 68V67H18ZM24 68V67H23ZM27 68V67H26ZM25 68V69H26ZM55 68V67H54ZM58 68V67H57ZM69 68V67H68ZM75 68V67H74ZM82 68V67H81ZM100 68V67H99ZM103 68V67H102ZM105 68V67H104ZM103 68V69H104ZM111 68V67H110ZM113 68V67H112ZM111 68V69H112ZM127 68V67H126ZM193 68V67H192ZM191 68V70H188V72L189 71H192L193 69ZM197 68V67H196ZM202 68V69H203ZM211 68H213L212 66H211ZM220 68V67H219ZM225 68V67H224ZM244 68V67H243ZM242 68V69H243ZM260 68V67H259ZM258 68V69H259ZM14 69V68H13ZM70 69V68H69ZM87 69V68H86ZM95 69V68H94ZM108 69V68H107ZM110 69V70H111ZM122 69V68H121ZM120 69V70H121ZM129 69V68H128ZM141 69V68H140ZM145 69H149L148 67H146ZM154 69V68H153ZM159 69V71H161L163 68L162 67H160V68H158ZM165 69V68H164ZM170 69V68H169ZM178 69V68H177ZM230 69V68H229ZM228 69V70H229ZM22 70V69H21ZM36 70V69H35ZM77 70H79V69H77ZM77 70H75V71H77ZM98 70H100V69H98ZM118 70V69H117ZM124 70V69H123ZM142 70V69H141ZM155 71H156V69H154ZM153 70V71H154ZM172 70H173V68H172ZM184 70V69H183ZM186 70H187V68H186ZM201 70V69H200ZM209 70L211 71V69L209 68ZM246 70V69H245ZM249 70H252V69H249ZM2 71V70H1ZM14 71V70H13ZM66 71V70H65ZM84 71V70H83ZM102 71V70H101ZM107 71V70H106ZM122 71V70H121ZM148 71V70H147ZM150 71V70H149ZM152 71V72H153ZM158 71V72H159ZM163 71V70H162ZM165 71V70H164ZM163 71V72H164ZM182 71V70H181ZM197 71V70H196ZM206 71V70H205ZM218 71V70H217ZM227 71V70H226ZM231 71V70H230ZM230 71H228V72H230ZM17 72H19V71H17ZM41 72V71H40ZM71 72H72V70H71ZM94 72V71H93ZM110 72V71H109ZM114 72V71H113ZM118 72V71H117ZM116 72V73H117ZM135 73L137 72V71H134ZM158 72H157V75H158V77L160 78V76H159V74H158ZM207 72H209L208 71V69H207ZM223 72V71H222ZM244 72V71H243ZM242 72V73H243ZM250 72V71H249ZM261 72H263L264 73V70L263 71H261ZM4 73V72H3ZM2 73V74H3ZM10 73V72H9ZM48 73V72H47ZM68 74H69V72H67ZM78 73H80V72H78ZM82 73V72H81ZM80 73V74H81ZM85 73V72H84ZM87 73V72H86ZM96 73V72H95ZM98 73V72H97ZM107 73V72H106ZM105 73V74H106ZM138 73H140L139 71H138ZM160 73V72H159ZM179 73H181V72H179ZM210 73H212V72H210ZM238 73V72H237ZM250 73H252V72H250ZM249 73V74H250ZM56 74V73H55ZM65 74H66V72H65ZM73 74V73H72ZM76 74V73H75ZM79 74V75H80ZM120 73H118L117 75H119ZM129 74V73H128ZM137 74V73H136ZM155 74V73H154ZM162 74V73H161ZM175 73H173V75H174ZM202 74V73H201ZM209 74V73H208ZM213 74V73H212ZM228 74V73H227ZM226 74V75H227ZM246 74H247V72H246ZM261 75H262V73H260ZM10 75H12L11 73H10ZM25 75V74H24ZM57 75V74H56ZM78 75V74H77ZM97 75V74H96ZM103 75V74H102ZM112 75V74H111ZM116 75V76H117ZM125 75V74H124ZM131 75V74H130ZM156 75V74H155ZM155 75H153V76H155ZM156 75V76H157ZM172 75V76H173ZM177 75V74H176ZM248 75V74H247ZM13 76V75H12ZM17 76V75H16ZM82 76H83V74H82ZM142 76V75H141ZM155 76V77H156ZM163 76H165L164 74H163ZM208 76H210V75H208ZM207 76V77H208ZM213 76V75H212ZM212 76H211V78H212ZM228 76V75H227ZM227 76L225 77V79H227ZM232 76V75H231ZM243 76V75H242ZM253 76V75H252ZM252 76H251V78H252ZM259 76V75H258ZM35 77V76H34ZM52 77H53V75H52ZM57 77V76H56ZM56 77H55V79H56ZM60 77V76H59ZM74 77H75V75H74ZM103 77V76H102ZM161 77H162V75H161ZM169 77V76H168ZM205 77H206V75H205ZM239 77V76H238ZM245 77V76H244ZM16 78V77H15ZM68 78V77H67ZM76 78L78 79V77L76 76ZM80 78H81V76H80ZM84 78V77H83ZM109 78V77H108ZM121 78V77H120ZM149 78H151V76H149ZM176 78V77H175ZM180 78V77H179ZM178 78V79H179ZM241 78V77H240ZM264 78V77H263ZM11 79V78H10ZM21 79V78H20ZM76 79V80H77ZM91 79V78H90ZM94 79V78H93ZM143 79V78H142ZM164 79V78H163ZM170 79V78H169ZM208 79H210L209 77H208ZM207 79V80H208ZM236 79V78H235ZM260 79H262V77H260ZM14 80H16V79H14ZM31 80V79H30ZM79 80V79H78ZM103 80V79H102ZM123 80V79H122ZM161 80V79H160ZM181 80V79H180ZM203 80H205V79H203ZM210 80H212V79H210ZM215 80V79H214ZM224 80V79H223ZM245 80V79H244ZM264 80V79H263ZM263 80H261V81H263ZM83 81V80H82ZM88 81V80H87ZM158 81V80H157ZM156 81V82H157ZM164 81V80H163ZM177 81V80H176ZM213 81V80H212ZM221 81V80H220ZM235 81H237V79L235 80ZM35 82V81H34ZM122 82V81H121ZM121 82H119V83H121ZM152 82V81H151ZM166 82V81H165ZM205 82H206V80H205ZM211 82V81H210ZM223 82V81H222ZM221 82V83H222ZM230 82V81H229ZM7 83V82H6ZM54 83V82H53ZM93 83V82H92ZM105 83H106V81H105ZM144 83V82H143ZM147 83V82H146ZM159 83V82H158ZM179 83H180V81H179ZM225 83V82H224ZM239 83V82H238ZM256 83V82H255ZM264 83V82H263ZM115 84V83H114ZM210 84V83H209ZM242 84V83H241ZM250 84V83H249ZM134 85V84H133ZM187 85V84H186ZM218 85H220V84H218ZM221 85H223V84H221ZM250 86V85H249ZM262 86V85H261ZM158 87V86H157ZM173 87V86H172ZM221 87V86H220ZM225 87V86H224ZM247 87H248V85H247ZM264 87V86H263ZM61 88V87H60ZM141 88H143V87H141ZM177 88V87H176ZM188 88V87H187ZM191 88V87H190ZM212 88V87H211ZM249 88V87H248ZM75 89V88H74ZM147 89V88H146ZM170 89V88H169ZM181 89V88H180ZM220 89V88H219ZM224 89V88H223ZM240 89V88H239ZM259 89V88H258ZM84 90V89H83ZM125 90H126V88H125ZM135 90V89H134ZM139 90V89H138ZM149 90V89H148ZM173 90V89H172ZM175 90V89H174ZM178 90V89H177ZM217 90V89H216ZM249 90V89H248ZM33 91V90H32ZM80 91V90H79ZM191 91H193V90H191ZM226 91H227V89H226ZM235 91V90H234ZM240 91V90H239ZM244 91V90H243ZM259 91V90H258ZM98 92V91H97ZM123 92V91H122ZM127 92V91H126ZM237 92V91H236ZM242 92V91H241ZM91 93V92H90ZM175 93V92H174ZM213 93H214V91H213ZM223 93H224V91H223ZM240 93V92H239ZM61 94V93H60ZM127 94H129V93H127ZM133 94V93H132ZM138 94V93H137ZM140 94H141V92H140ZM142 94H144V93H142ZM141 94V95H142ZM162 94V93H161ZM169 94V93H168ZM252 94V93H251ZM255 94V93H254ZM40 95V94H39ZM92 95V94H91ZM147 95V94H146ZM146 95H144V96H146ZM234 95V94H233ZM138 96V95H137ZM168 96V95H167ZM188 96V95H187ZM214 96V95H213ZM31 97V96H30ZM53 97V96H52ZM80 97V96H79ZM207 97V96H206ZM218 97V96H217ZM237 97H238V95H237ZM246 97V96H245ZM257 97V96H256ZM259 97H261V96H259ZM258 97V98H259ZM42 98V97H41ZM117 98V97H116ZM142 98V97H141ZM189 98H191V94H190V97ZM225 98V97H224ZM227 98V97H226ZM235 98V97H234ZM140 99V98H139ZM156 99H158V98H156ZM168 99H169V97H168ZM182 99V98H181ZM181 99H179V100H181ZM183 99H184V96H183ZM203 99H205L204 97H203ZM228 99V98H227ZM233 99V98H232ZM253 99V98H252ZM207 100V99H206ZM244 100V99H243ZM257 100V99H256ZM115 101V100H114ZM153 101V100H152ZM185 101H186V98H185ZM184 101V102H185ZM232 101V100H231ZM260 101V100H259ZM16 102V101H15ZM66 102V101H65ZM121 102V101H120ZM183 102V101H182ZM247 102V101H246ZM249 102V101H248ZM256 102V101H255ZM50 103V102H49ZM113 103V102H112ZM167 101H166V105H167ZM186 103V102H185ZM194 103V102H193ZM205 103H206V101H205ZM209 103V102H208ZM114 104V103H113ZM122 104V103H121ZM230 104V103H229ZM253 104V103H252ZM251 104V105H252ZM74 105V104H73ZM120 105V104H119ZM152 105H154V104H152ZM161 105V104H160ZM174 105V104H173ZM240 105V104H239ZM250 105V106H251ZM13 106V105H12ZM51 106V105H50ZM191 106H192V104H191ZM190 106V107H191ZM206 106V105H205ZM231 106V105H230ZM234 106V105H233ZM245 106H247L246 105V103H245ZM125 107V106H124ZM227 107V106H226ZM239 107V106H238ZM130 108V107H129ZM164 108V107H163ZM162 108V109H163ZM166 108V107H165ZM183 108V107H182ZM208 108V107H207ZM230 108V107H229ZM241 108V107H240ZM249 108V107H248ZM251 108V107H250ZM249 108V109H250ZM255 108V107H254ZM58 109V108H57ZM73 109V108H72ZM125 109V108H124ZM193 109V108H192ZM227 109V108H226ZM164 110V109H163ZM162 110V111H163ZM169 110V109H168ZM173 110V112H174V109H172ZM238 110V109H237ZM251 110V109H250ZM254 110V109H253ZM98 111V110H97ZM148 111V110H147ZM257 111V110H256ZM255 111V112H256ZM3 112V111H2ZM50 112H51V110H50ZM168 112H171V109H170V111H168ZM173 112H171V114L173 113ZM181 112V111H180ZM237 112V111H236ZM138 113V112H137ZM154 113V112H153ZM178 113V112H177ZM227 113V112H226ZM21 114V113H20ZM39 114H40V112H39ZM38 114V115H39ZM56 114V113H55ZM170 114V113H169ZM171 114H170V116H171ZM232 113H230V115H231ZM257 114V118H258V113H256ZM261 113H259V115H260ZM23 115V114H22ZM26 115V114H25ZM34 115V114H33ZM93 115V114H92ZM154 115V114H153ZM206 115H207V113H206ZM223 115V114H222ZM248 115V114H247ZM252 115H253V112H252ZM21 116V115H20ZM41 116H43V115H41ZM167 116V115H166ZM208 116V115H207ZM212 116H214V115H212ZM221 116V115H220ZM240 116H243V115H240ZM261 116V115H260ZM11 117V116H10ZM26 117H28V115L27 116H24V118L26 119ZM32 117V116H31ZM157 117V116H156ZM174 117V116H173ZM23 118V119H24ZM37 118V117H36ZM40 118V117H39ZM103 118V117H102ZM160 118V117H159ZM172 118V117H171ZM180 118H182V117H180ZM201 118V117H200ZM204 118V117H203ZM202 118V119H203ZM209 118V117H208ZM230 118V117H229ZM228 118V119H229ZM243 118V117H242ZM256 118V119H257ZM260 118V117H259ZM25 119H24V121H25ZM43 118H41V120H42ZM167 119V118H166ZM176 119V118H175ZM218 119H219V117H218ZM221 119V118H220ZM226 119V118H225ZM236 119V118H235ZM255 119V120H256ZM46 120V119H45ZM113 120V119H112ZM211 120V119H210ZM23 121V122H24ZM27 121H28V118H27ZM176 121V120H175ZM220 121V120H219ZM258 121L260 122H262V121H264V120H261V118H260V120L258 119ZM31 122V121H30ZM40 122V121H39ZM129 122V121H128ZM215 122V121H214ZM231 122H232V120H231ZM233 122H235V121H233ZM256 122V121H255ZM27 122L25 121L24 122V124H26ZM157 123V122H156ZM203 123H205V122H203ZM203 123H201V124H203ZM238 123V122H237ZM23 124V125H24ZM104 124V123H103ZM127 124V123H126ZM131 124V123H130ZM149 124V123H148ZM151 124V123H150ZM176 124H178V123H176ZM183 124V123H182ZM181 124V125H182ZM185 124V123H184ZM209 124H211V123H209ZM252 124V123H251ZM14 125V124H13ZM26 125H28V124H26ZM70 125V124H69ZM98 125H100V124H98ZM133 125V124H132ZM137 125V124H136ZM189 125V124H188ZM205 125V124H204ZM207 125V124H206ZM237 125H239V124H237ZM245 125V124H244ZM260 126H261V124H259ZM258 125V126H259ZM263 125H264V122H263ZM9 126V125H8ZM25 126V125H24ZM112 126V125H111ZM129 126V125H128ZM145 126V125H144ZM159 126V125H158ZM158 126H157V128H158ZM178 127H180V125H177ZM183 126V125H182ZM199 126V125H198ZM210 126V125H209ZM224 126V125H223ZM222 126V127H223ZM233 126V125H232ZM248 126V125H247ZM250 126V125H249ZM62 127V126H61ZM87 127V126H86ZM131 127H134V126H131ZM147 127V126H146ZM160 127V126H159ZM173 127H176V126H173ZM218 127V126H217ZM219 127H221V126H219ZM245 127V126H244ZM264 127V126H263ZM263 127H261L260 129L262 130H264V128ZM126 128H127V126H126ZM145 128V127H144ZM143 127H142V129H144ZM207 128H209V127H207ZM216 128V127H215ZM235 128V127H234ZM240 128V127H239ZM251 128V127H250ZM255 128V127H254ZM78 129V128H77ZM90 129V128H89ZM167 129V128H166ZM186 129V128H185ZM238 129V128H237ZM245 129V128H244ZM253 129V128H252ZM26 130V129H25ZM30 130V129H29ZM60 130V129H59ZM98 130V129H97ZM105 130V129H104ZM128 130V129H127ZM134 130V129H133ZM146 130V129H145ZM181 130V129H180ZM191 130V129H190ZM216 130V129H215ZM231 130V129H230ZM17 131V130H16ZM31 131V130H30ZM37 131H39V130H37ZM41 131V130H40ZM149 131V130H148ZM163 131V130H162ZM186 131H188V130H186ZM229 131V130H228ZM246 131V130H245ZM255 131V130H254ZM3 132V131H2ZM7 132V131H6ZM10 132V131H9ZM35 132V131H34ZM65 132H67V131H65ZM147 132V131H146ZM183 132V131H182ZM185 132V131H184ZM205 132H206V130H205ZM222 132V131H221ZM225 132H227V131H225ZM231 132V131H230ZM234 132V131H233ZM243 132V131H242ZM257 132H258V130H257ZM27 133V132H26ZM82 133H84V132H82ZM104 133V132H103ZM132 133H133V131H132ZM144 133V132H143ZM223 133V132H222ZM236 134L237 133H239L238 131L237 132H235ZM235 133H233V134H235ZM241 133V132H240ZM264 133V132H263ZM109 134V133H108ZM145 134V133H144ZM153 134V133H152ZM162 134V133H161ZM181 134V133H180ZM193 134V133H192ZM206 134H208V133H206ZM218 134H219V132H218ZM233 134H231V135H233ZM250 134V133H249ZM19 135H21V134H19ZM55 135V134H54ZM159 135V134H158ZM240 135V134H239ZM256 135H257V133H256ZM258 135H260V133H258ZM2 136V135H1ZM57 136H61V135H58L57 134ZM101 136V135H100ZM113 136V135H112ZM116 136V135H115ZM119 136H121V135H119ZM133 136V135H132ZM138 136V135H137ZM177 136V135H176ZM219 136H221V135H219ZM251 136V135H250ZM253 136H254V133H253ZM88 137V136H87ZM97 137V136H96ZM104 137V136H103ZM114 137V136H113ZM150 137V136H149ZM189 137V136H188ZM206 137V136H205ZM208 137V136H207ZM259 137V136H258ZM48 138V137H47ZM64 138V137H63ZM98 138V137H97ZM122 138V137H121ZM120 138V139H121ZM127 138V137H126ZM132 138V137H131ZM137 138V137H136ZM192 138V137H191ZM204 138V137H203ZM237 138V137H236ZM256 138V137H255ZM56 139V138H55ZM109 139V138H108ZM145 139V138H144ZM177 139V138H176ZM187 139V138H186ZM193 139V138H192ZM196 139V138H195ZM244 139H246V138H244ZM243 139V140H244ZM258 139V138H257ZM260 139H261V137H260ZM1 140V139H0ZM3 140H5V139H3ZM33 140V139H32ZM44 140V139H43ZM59 140V139H58ZM140 140V139H139ZM145 140H147V139H145ZM207 140V139H206ZM209 140V139H208ZM216 140V139H215ZM219 140V139H218ZM227 140V139H226ZM263 140H264V137H263ZM263 140H262V142H263ZM2 141V140H1ZM0 141V142H1ZM48 141H50V140H48ZM47 141V142H48ZM99 141V140H98ZM108 141V140H107ZM110 141V140H109ZM124 141H125V139H124ZM135 141V140H134ZM158 141V140H157ZM212 141V140H211ZM217 141V140H216ZM216 141H215V143H216ZM245 141V140H244ZM3 142V141H2ZM27 142V141H26ZM40 142V141H39ZM69 142V141H68ZM95 142H97V141H95ZM94 142V143H95ZM106 142V141H105ZM114 142V141H113ZM145 142V141H144ZM197 142V141H196ZM220 142V141H219ZM222 142V141H221ZM258 142H261L260 140L258 141ZM4 143V142H3ZM8 143V142H7ZM101 143V142H100ZM106 143H109V142H106ZM111 143V142H110ZM118 143V142H117ZM126 143H127V141H126ZM167 143V142H166ZM177 143V142H176ZM218 143V142H217ZM223 143V142H222ZM226 143V142H225ZM97 144V143H96ZM121 144H122V142H121ZM125 144V143H124ZM149 144V143H148ZM160 144H161V142H160ZM203 144V143H202ZM212 144H214V143H212ZM94 145V144H93ZM112 145V144H111ZM115 145V144H114ZM123 145V144H122ZM152 145V144H151ZM158 145V144H157ZM180 145V144H179ZM209 145V144H208ZM210 145H211V143H210ZM215 145V144H214ZM217 145V144H216ZM215 145V146H216ZM220 145H223V144H220ZM257 145V144H256ZM262 145V144H261ZM31 146V145H30ZM43 146V145H42ZM105 146V145H104ZM160 146V145H159ZM195 146H197V145H195ZM202 146H204V144L202 145ZM253 146V145H252ZM1 147V146H0ZM3 147V146H2ZM94 147V146H93ZM112 147V146H111ZM212 147H213V145H212ZM262 147V146H261ZM198 148V147H197ZM203 148V147H202ZM209 148V147H208ZM216 148V147H215ZM228 148H229V146H228ZM3 149V148H2ZM6 149H7V147H6ZM64 149V148H63ZM62 149V150H63ZM91 149V148H90ZM89 149V150H90ZM94 149V148H93ZM111 149V148H110ZM140 149V148H139ZM169 149V148H168ZM167 149V150H168ZM204 149V148H203ZM19 150V149H18ZM45 150V149H44ZM61 150V149H60ZM61 150V151H62ZM67 150V149H66ZM108 150V149H107ZM146 150V149H145ZM207 150V149H206ZM211 150H213V148L211 149ZM223 150H224V148H223ZM238 150V149H237ZM4 151V150H3ZM2 151V152H3ZM20 151V150H19ZM35 151H37V150H35ZM140 151V150H139ZM164 151H166V150H164ZM5 152V151H4ZM14 152V151H13ZM55 152V151H54ZM66 152V151H65ZM112 152H113V150H112ZM181 152V151H180ZM200 152V151H199ZM202 152L203 151H201V154H202ZM211 153H212V151H210ZM216 152V151H215ZM224 152V151H223ZM239 152V151H238ZM242 152V151H241ZM1 153V152H0ZM6 153V152H5ZM40 153V152H39ZM42 153V152H41ZM50 153V156H51V152H49ZM56 153V152H55ZM61 153V152H60ZM67 153V152H66ZM111 153V152H110ZM109 153V154H110ZM114 153V152H113ZM112 153V154H113ZM119 153V152H118ZM204 154H205V150H204V152H203ZM214 153V152H213ZM219 153V152H218ZM11 154V153H10ZM22 154V153H21ZM26 154V153H25ZM32 154V153H31ZM95 154H98V153H95ZM102 154V153H101ZM201 154H200V156H201ZM203 154V155H204ZM207 154V153H206ZM210 154V153H209ZM224 154V153H223ZM233 154H234V152H233ZM237 154V153H236ZM36 155V154H35ZM59 155V154H58ZM106 155V154H105ZM108 155V154H107ZM217 155V154H216ZM220 155H222V154H220ZM225 155V154H224ZM238 155V154H237ZM244 155H245V153H244ZM257 155V154H256ZM255 155V156H256ZM259 156L261 155L260 153L258 154ZM1 156V155H0ZM10 156V155H9ZM54 157L56 156V155H53ZM59 156H61V155H59ZM68 156V155H67ZM97 156V155H96ZM135 156V155H134ZM199 156V157H200ZM209 156V155H208ZM219 155H217V157H218ZM223 156V155H222ZM226 156V155H225ZM231 156H232V154H231ZM252 156V155H251ZM2 157V156H1ZM5 157V156H4ZM75 157V156H74ZM99 157V156H98ZM124 157V156H123ZM129 157V156H128ZM153 157V156H152ZM167 157V156H166ZM198 157V158H199ZM206 157V156H205ZM210 157V159H211V155L209 156ZM212 157H214V155L212 156ZM230 157V156H229ZM228 157V158H229ZM235 157V156H234ZM234 157H232V158H234ZM239 157V156H238ZM240 157H241V155H240ZM244 157V156H243ZM31 158V157H30ZM45 158V157H44ZM46 158H49V156L48 157H46ZM53 158V157H52ZM56 158H57V156H56ZM59 158V157H58ZM69 158V157H68ZM130 158V157H129ZM173 158V157H172ZM203 158V157H202ZM202 158H200V159H202ZM208 158V157H207ZM207 158H205V159H207ZM215 158H216V156H215ZM214 158V159H215ZM220 158V157H219ZM222 158V157H221ZM225 158V157H224ZM227 158V157H226ZM253 158H255V157H253ZM260 158V157H259ZM259 158H258V160H259ZM34 159H35V157H34ZM110 159L112 160V158L110 157ZM115 159V158H114ZM168 159V158H167ZM193 159V158H192ZM209 159V160H210ZM213 159V158H212ZM212 159L210 160V163H212L213 161H212ZM213 159V160H214ZM216 159H218V158H216ZM236 159H237V157H236ZM236 159H235V161H236ZM244 159H245V157H244ZM247 159V158H246ZM245 159V160H246ZM44 159H42V161H43ZM169 160V159H168ZM188 160H189V158H188ZM187 160V161H188ZM195 160V159H194ZM193 160V161H194ZM204 160V159H203ZM240 160H241V158H240ZM243 160V159H242ZM244 160V161H245ZM256 160V159H255ZM258 160H257V162L255 163V165H254V167L253 168H255L254 169V172H252L250 169V171H249V173L248 174H246L245 173V176L244 177H241L242 178V180H238V182H240V183H238L239 185H240V187L242 186V192H243V194H242V197H240V199H244V201L245 202H243V203H241V204H243V207L242 208H238V206L239 205H237V208H236V210L234 209L235 208V206H234V208H233V206L232 207H230V208H233V210H231V211H229V210H226V208H216V209H212L211 210V212L208 210L209 208H207V206H206V210L204 209V207L202 208V209H204V211H206L205 212V214L208 212L212 217L211 218H214L215 220H216V223H212V222H203V220H202V222H201V224H199V220H198V222H196V223H190V222H192L191 220V218H189V217H185L186 218V220H184V222H182L180 225H174L173 227H171V226H169L170 224H171V221H172V219H169V218H171V217H168V218H163L162 219V217L164 216H161L159 213L157 214V215H160L161 216V219L162 220H165V226H163V225H161L162 227L160 228V225H159V231H157V229H154L153 230V234H152V231H147V227L144 225V227H146L145 229H146V231L144 232V228H143V226H140L139 224H137V225H135V224H132V222L130 223L129 222V220L128 219H130V218H132L133 219V217H131L129 214H127V212H125V210L124 209H120V211L118 210V206H116L111 212H109V210H108V212L107 213H104L105 214V217H106V220H104V219H101V220H97V222H95L94 223V226H90L91 228H92V230L94 229V228H97L98 230H101L102 232H103V234L105 235V237L103 238V239H101V240H98L99 242L100 241H102V242H100V243H105V245H101L100 243H98V245L95 243V242H97V240L93 237L94 235H93V233H88V231H87V233H86V231H85V239L82 241V242H79V241H77L78 239H76V237H74L76 240L74 241V238H72V237H70L69 235V237L67 236V235H61V236H55L54 235V238H56V240H54L53 239V237H50L49 235H45L46 236V238H44V239H40V238H37V235H39L40 237L41 236H43V235H40V234H38L37 233V229H36V226H35V224L37 225V222L38 221H43V219H42V217L40 216V217H38L37 216V222H35V220H34V222L33 221H31V219L28 217V215H29V208H27V207H29L30 206V203H29V205H27L26 204V207L24 206V204H23V199H22V196H20L21 195V192H20V195L19 194H17L16 196H17V201H15L14 202V204H7V202H6V204H2V206H4V207H6L5 209L6 210H4L5 212L4 213H6V214H3L2 215V213L0 214V220H1V222H0V229L1 228H4V233L3 232H1V230H0V237L2 238H4L5 237V239L6 240H9V242L11 241V240H16L15 238H17L18 237V235H21V234H23V232H26V234H27V242H28V238H30L31 237V240L32 241H30V242H33V241H35V242H33V243H35L36 245V247L38 248V249H40L41 247L44 249L45 247H47L48 246V249L50 248L49 247V245H54V244H56L55 243V241L58 243V246L57 247H59V249L60 248H62V249H64L66 252L68 251L70 254H71V249L73 250L72 251V254L73 255H79V256H81V258H84L83 260H85V259H87L88 257L89 258H91L93 261H98V264H100V263H102V264H139L140 262L142 263V262H148V261H151V260H149L152 256L154 257V260H155V258H156V260H155V262L153 261V264H218V263H220V264H226L227 262H228V264H264V235H263V232H262V234L258 231L259 229H261V228H259L258 230H256V228H258V225H256V223H258L257 221L255 222V220L253 221L252 220V217L251 216H249L251 213H257L258 214V212H260V206H258L257 205V201L258 202H260V200L261 201H263V203H261V205H264V172H263V170H262V174L261 173H259L260 172V170L261 169H263V167H261V166H259L260 165V162H258ZM264 160V159H263ZM45 161V160H44ZM48 161V160H47ZM52 161V160H51ZM51 161H49V162H51ZM72 161V160H71ZM119 161V160H118ZM127 161V160H126ZM129 161V160H128ZM131 161V160H130ZM137 161V160H136ZM183 161V160H182ZM196 161V160H195ZM201 161V160H200ZM205 161V160H204ZM207 161V160H206ZM212 161V162H211ZM216 160H214V162H215ZM223 161H225V160H223ZM229 161V160H228ZM231 161V160H230ZM233 161V160H232ZM238 161V160H237ZM248 161V160H247ZM247 161H246V165L248 166V164H247ZM32 162V161H31ZM53 162V161H52ZM61 162V161H60ZM66 162V161H65ZM115 162V161H114ZM171 162V161H170ZM186 162V161H185ZM199 162V161H198ZM222 162V161H221ZM249 162V161H248ZM252 162H255V161H253V159H252ZM38 163V162H37ZM58 163V162H57ZM62 163V162H61ZM69 163V162H68ZM83 163H84V161H83ZM120 163V162H119ZM132 163H134V162H132ZM159 163H160V161H159ZM166 163V162H165ZM207 163V162H206ZM223 163V162H222ZM222 163H221V165H222ZM230 163V162H229ZM239 161L237 162V165H239ZM242 163H243V161H242ZM28 165H30L29 163H27ZM34 164V163H33ZM40 164V163H39ZM79 164V163H78ZM82 164V163H81ZM115 164H118V163H115ZM121 164V163H120ZM142 164V163H141ZM172 164V163H171ZM176 164V163H175ZM181 164V163H180ZM184 164V163H183ZM183 164H181L182 165V167H184L183 166ZM199 164V163H198ZM205 164V163H204ZM212 164H214V163H212ZM211 164V165H212ZM224 164H226V162L224 163ZM231 164V163H230ZM23 165V164H22ZM42 165L44 166V163H42ZM55 165V164H54ZM67 165V164H66ZM73 165V164H72ZM104 165V164H103ZM106 165V164H105ZM111 165V164H110ZM137 165V164H136ZM143 165V164H142ZM147 165V164H146ZM174 165V164H173ZM190 165V164H189ZM210 165V164H209ZM210 165V166H211ZM216 165V164H215ZM227 165V164H226ZM225 165V166H226ZM236 165V164H235ZM236 165V166H237ZM240 165H241V163H240ZM245 165V166H246ZM264 165V164H263ZM24 166H27V165H23V167ZM42 166V167H43ZM46 166H47V164H46ZM44 167L43 169H45L46 170V173H48V171L49 170H51L49 167H51L50 165H49V167L47 168V167ZM77 166H79V165H77ZM84 165L82 164V169L84 168L83 167ZM123 166V165H122ZM140 166V165H139ZM145 166V165H144ZM166 167H167V165H165ZM175 166V165H174ZM186 166V165H185ZM196 166H197V164H196ZM204 166V165H203ZM203 166H201V167H203ZM210 166H209V168H210ZM229 166V165H228ZM231 166V165H230ZM230 166H229V168H230ZM234 166V165H233ZM243 166V165H242ZM250 166V165H249ZM7 167V166H6ZM11 167V166H10ZM14 167V166H13ZM12 167V168H13ZM22 167V168H23ZM35 167V166H34ZM37 167H38V165H37ZM39 167H40V165H39ZM38 167V168H39ZM54 168H56L55 166H53ZM107 166H105V168H106ZM127 167H128V165H127ZM141 168L140 169H142V166H140ZM171 167H173V166H171ZM189 167V166H188ZM187 167V168H188ZM195 169L196 168H199V167H195V166H193ZM213 167V166H212ZM237 167H240V166H237ZM236 167V168H237ZM3 168V167H2ZM28 168H30V167H28ZM33 168V167H32ZM31 168V169H32ZM52 168V167H51ZM59 168V167H58ZM74 168V167H73ZM86 168H88V167H86ZM85 168V169H86ZM102 168V167H101ZM107 168H109V167H107ZM117 168V167H116ZM118 168H120V166L118 167ZM117 168V169H118ZM136 168V167H135ZM148 168H150V167H148ZM162 168V167H161ZM163 168H164V166H163ZM169 168H170V166H169ZM190 168V167H189ZM203 168H205V166L203 167ZM214 168V167H213ZM216 168V167H215ZM226 169H227V167H225ZM231 168H232V166H231ZM234 168V167H233ZM235 168V169H236ZM249 168H251V167H249ZM14 169V168H13ZM20 169V168H19ZM75 169V168H74ZM76 169H79L78 167L76 168ZM85 169H83V170H85ZM90 169V168H89ZM93 169V168H92ZM110 169V168H109ZM129 169V168H128ZM152 169V168H151ZM192 169V168H191ZM211 169V168H210ZM217 169H219V168H217ZM28 170H30V169H28ZM36 170H37V168H36ZM45 170H44V172H45ZM52 170H54L53 168H52ZM70 170H72V169H70ZM69 170V171H70ZM83 170H82V172H83ZM98 170V169H97ZM113 170V169H112ZM124 170V169H123ZM126 170V169H125ZM137 170V169H136ZM144 170H145V168H144ZM158 170V169H157ZM162 170V169H161ZM169 170V169H168ZM179 170V169H178ZM178 170H175V171H178ZM205 170V169H204ZM206 170H209L208 169V165L206 166ZM206 170L205 171H203V172H206ZM230 170V169H229ZM233 170V169H232ZM241 170V169H240ZM247 170V169H246ZM79 171H81L80 169H79ZM90 171V170H89ZM94 171V170H93ZM92 171V172H93ZM99 171V170H98ZM116 171V170H115ZM130 171V170H129ZM156 171V170H155ZM159 171V170H158ZM162 171H164L163 172V174L165 173V171H167V170H162ZM198 171V170H197ZM200 171H202L201 169H200ZM210 171V170H209ZM209 171H207L209 174H212V173H210ZM214 171H215V169H214ZM213 171V172H214ZM242 171V170H241ZM7 172V171H6ZM6 172H4V173H6ZM13 172V171H12ZM30 172V171H29ZM36 172H39V171H36ZM51 172V171H50ZM59 173L61 172V171H58ZM57 172V173H58ZM77 172V171H76ZM92 172H90V173H92ZM97 172V171H96ZM104 172V171H103ZM110 172H111V170H110ZM113 172V171H112ZM135 172V171H134ZM139 172H140V170H139ZM147 172H149V171H147ZM157 172V171H156ZM180 172V171H179ZM199 172V171H198ZM202 172V173H203ZM206 172V173H207ZM211 172H212V170H211ZM233 172V171H232ZM237 172V171H236ZM32 173V172H31ZM42 173V175L44 174L43 172H41V167H40V174ZM56 172H54V176L55 177H60V178H62V179H67L68 177H67V174H57ZM72 173H74V172H72ZM100 173V172H99ZM158 173V172H157ZM168 173V172H167ZM174 173V172H173ZM181 173V172H180ZM202 173H198L199 175H201L202 176V178H203V175H202ZM206 173H204V175H206ZM223 173V172H222ZM78 174V173H77ZM96 174V173H95ZM108 174H109V172H108ZM107 174V175H108ZM115 174V173H114ZM154 174V173H153ZM175 174V173H174ZM185 174V173H184ZM183 174V175H184ZM195 174V173H194ZM232 174V173H231ZM233 174H234V172H233ZM233 174L231 175V176H233ZM0 175H2V174H0ZM27 175H28V172H27ZM42 175H41V177H42ZM69 175V174H68ZM78 175H80V174H78ZM119 175V174H118ZM125 175H127V173L125 174ZM158 175V174H157ZM156 175V176H157ZM178 175V174H177ZM177 175H174L173 176V178L175 179L176 178V176ZM187 175V174H186ZM197 175V174H196ZM198 175V176H199ZM5 176V175H4ZM7 176V175H6ZM35 176V175H34ZM50 176V175H49ZM48 176V177H49ZM72 176H74V174L72 175ZM83 176H86L85 175V173H83ZM87 176H89V175H87ZM94 177H97L96 175H93ZM92 176V177H93ZM104 176H106V174L104 175ZM114 176V175H113ZM138 176V175H137ZM139 176H141V175H139ZM156 176H152V177H156ZM161 176H162V174H161ZM161 176L159 175V176H157V178L155 179V182H156V184H159V185H156V186H158L159 187V189H157V190H161V191H163L162 189H160V185L162 186V184H161V179H163V178H161ZM165 176V175H164ZM167 177H168V175H166ZM185 176V175H184ZM189 176V175H188ZM191 176V175H190ZM210 176V175H209ZM226 176V175H225ZM228 176V175H227ZM243 176V175H242ZM30 177V176H29ZM52 177V176H51ZM82 177V176H81ZM107 177V176H106ZM112 177V176H111ZM110 177V178H111ZM167 177H164L165 179H167ZM187 177V176H186ZM192 177V176H191ZM195 177H197V176H195ZM214 177V176H213ZM234 178H235V176H233ZM3 178V177H2ZM4 178H6V177H4ZM8 178V177H7ZM11 178H13V177H11ZM46 178V177H45ZM69 178H70V181L71 180H73V181H75L74 180V178H72L71 179V176H69ZM78 178V177H77ZM99 178V176L96 178V179H98ZM103 178H105V177H103ZM179 178V177H178ZM178 178H176V179H178ZM183 178V177H182ZM185 178V177H184ZM188 178V177H187ZM198 178H200V177H198ZM202 178L201 179H196V180H199V182L200 181H202ZM208 178V177H207ZM223 178V177H222ZM222 178L220 179V181H219V186H221V184L223 183V181H222ZM234 178H232L231 177V179H230V177H229V182H231L232 181V179H233V181H235L234 180ZM240 178V177H239ZM1 179V178H0ZM24 179H26V178H24ZM87 179V178H86ZM145 179V178H144ZM175 179V180H176ZM205 179V178H204ZM203 179V180H204ZM209 179V178H208ZM208 179H206V181H208ZM236 179V178H235ZM2 181H5V180H3V179H1ZM0 180V181H1ZM15 180V179H14ZM13 179H12V181H14ZM19 180V179H18ZM60 180V179H59ZM114 181H115V179H113ZM124 180V179H123ZM149 180H151V176H150V179ZM169 180V179H168ZM180 180V179H179ZM181 180H183V179H181ZM186 180V179H185ZM188 180V179H187ZM196 180H195V182H196ZM237 180V179H236ZM21 181V180H20ZM23 181V180H22ZM49 181H51V180H49ZM73 181L71 182V183H73ZM78 181H79V179H78ZM80 181H83V180H80ZM88 181V180H87ZM98 181V180H97ZM100 181V180H99ZM132 181V180H131ZM205 181V180H204ZM56 182H58V181H56ZM66 182V181H65ZM86 182V181H85ZM95 182V181H94ZM108 182V181H107ZM113 182V181H112ZM123 182V181H122ZM148 182H150V181H148ZM152 182H154V181H152ZM152 182H151V184H150V187H151V185H152ZM165 183H167L168 181H164ZM170 182V181H169ZM168 182V183H169ZM185 182H187V181H185ZM198 182V183H199ZM220 182H222V183H220ZM226 182H227V180H226ZM6 183V182H5ZM9 183V182H8ZM8 183L6 184V185H8ZM25 183V185H22V186H25V187H21V189L22 188H24L25 190H27V189H29V191L30 190H35L34 188H36V187H38V188H41L42 186H43V183L42 184H37V185H35V183H32V182H24ZM49 183V182H48ZM52 183V182H51ZM71 183H70V186H71ZM77 183V182H76ZM80 183V182H79ZM89 183V182H88ZM146 183V182H145ZM172 183H174V182H172ZM180 183V182H179ZM197 182L195 183V186H193L195 189H196V187H197V185L196 184H198ZM209 183V182H208ZM213 183V182H212ZM218 183V182H217ZM19 184V183H18ZM60 184V183H59ZM69 184V183H68ZM81 184V183H80ZM86 184V183H85ZM93 184V183H92ZM97 184H98V182H97ZM115 184H117V181H116V183ZM124 184H126V182L124 183ZM144 184V183H143ZM154 185H153V187L155 186V183H153ZM164 184V183H163ZM190 184V183H189ZM200 184H201V182H200ZM199 184V186H201ZM211 184V183H210ZM214 185L216 184V183H213ZM213 184H211V185H213ZM2 185V184H1ZM5 185V186H6ZM20 185V186H21ZM50 185H52V184H50ZM57 185V184H56ZM62 185V184H61ZM84 185V184H83ZM90 185V184H89ZM111 185V184H110ZM142 185V184H141ZM149 185V184H148ZM170 185V184H169ZM184 185V184H183ZM208 185V184H207ZM217 185V184H216ZM224 185H225V183H224ZM227 186H228V184H226ZM234 185V184H233ZM230 186V188L232 187V188H234L235 189V187H237L236 185H237V182H236V185L235 186ZM238 185V186H239ZM14 186V185H13ZM49 186V185H48ZM73 186L75 187V185L73 184ZM120 186V185H119ZM143 186H145V185H143ZM147 186V185H146ZM188 186V185H187ZM191 186V185H190ZM198 186V187H199ZM206 186V185H205ZM16 187V186H15ZM19 187V186H18ZM158 187H155V188H158ZM166 184H165V190H166ZM180 187V186H179ZM198 187H197V189H198ZM207 187V186H206ZM240 187H237L238 189L240 188ZM7 188H9V187H7ZM12 188V187H11ZM62 188V187H61ZM60 188V189H61ZM68 188V187H67ZM71 188H72V186H71ZM82 188V187H81ZM109 188V187H108ZM169 188V187H168ZM192 188V187H191ZM209 188H211V187H209ZM208 188V189H209ZM212 188H214V190H215V187L214 186H212ZM211 188V189H212ZM221 188V187H220ZM223 188H225V187H223ZM229 188V189H230ZM3 189V188H2ZM18 189V188H17ZM59 189V190H60ZM62 189H64V188H62ZM70 189V188H69ZM96 189H98V188H96ZM111 189V188H110ZM141 189V188H140ZM154 189V188H153ZM173 189V188H172ZM176 189V188H175ZM202 189V188H201ZM207 189V188H206ZM207 189V190H208ZM218 189V191H219V188H217ZM216 189V190H217ZM222 189V188H221ZM227 190V194H228V192H229V189H228V187L226 188ZM237 189V190H238ZM4 190V192L5 191H10L11 189H9V190H6V188H4L3 189ZM14 190V189H13ZM40 190V189H39ZM49 190V189H48ZM72 190V189H71ZM79 190V189H78ZM133 190V189H132ZM154 190H156V189H154ZM153 190V191H154ZM180 190V189H179ZM205 190V189H204ZM204 190H203V192H204ZM206 190V191H207ZM214 190H212V191H214ZM16 191V190H15ZM28 191V192H29ZM53 191V190H52ZM65 191V190H64ZM100 191H102V189H100ZM106 191L108 192V189H106ZM135 191V190H134ZM149 191V190H148ZM188 191V190H187ZM202 191V190H201ZM200 191V192H201ZM211 191V192H212ZM224 192H225V190H223ZM230 191H233V190H231L230 189ZM43 192H45V191H43ZM70 192V191H69ZM74 192H75V190H74ZM93 192H95L94 190H93ZM107 192H105V195H107V194H109V193H107ZM110 192V191H109ZM112 192V191H111ZM110 192V193H111ZM114 192V191H113ZM112 192V193H113ZM156 192H158V191H156ZM164 192H167V191H164ZM170 192V191H169ZM179 192V191H178ZM185 191H183V193H184ZM192 192V191H191ZM195 192V191H194ZM193 192V193H194ZM216 192V191H215ZM221 192V191H220ZM234 192L237 194V195H239L235 190H234ZM239 192V191H238ZM11 193V192H10ZM13 193V192H12ZM36 193V192H35ZM53 194H54V192H52ZM67 191H66V194L64 195V196H66L67 195ZM79 193H81V192H79ZM83 193V192H82ZM85 193V192H84ZM83 193V194H84ZM91 193V192H90ZM97 193H100L101 194V192H97L96 191V196H98V194ZM160 193V192H159ZM158 193V194H159ZM162 194H163V192H161ZM196 193V192H195ZM205 193V192H204ZM6 194V193H5ZM25 193H23V195H24ZM31 194H33V193H31ZM30 194V195H31ZM40 194V193H39ZM71 194H74V193H71ZM102 194H103V192H102ZM120 194V193H119ZM132 194V193H131ZM148 194V193H147ZM165 195H166V193H164ZM164 194H163V196H164ZM186 194V193H185ZM184 194V195H185ZM207 193H205L204 195H206ZM221 194H223V193H221ZM227 194L225 195V196H227ZM232 194H233V192H232ZM10 195V194H9ZM29 195V194H28ZM29 195V196H30ZM47 195H49V194H46V196ZM70 194L68 193V195L67 196H69ZM77 195H78V193H77ZM85 195V194H84ZM90 195V194H89ZM88 195V196H89ZM118 195V194H117ZM116 195V196H117ZM155 195V194H154ZM198 195V194H197ZM208 195V194H207ZM212 195H214V192L212 193ZM212 195H211V193H210V197H212ZM234 195V194H233ZM0 196H2V195H0ZM4 196H6V195H4ZM11 196V195H10ZM15 196V197H16ZM28 196V197H29ZM39 196V195H38ZM45 196V195H44ZM45 196V197H46ZM86 196V195H85ZM100 196V195H99ZM98 196V197H99ZM102 197L104 196V195H101ZM101 196H100V199H101ZM108 196H111L112 197V195H108ZM113 196H114V194H113ZM126 196V195H125ZM137 196H138V198H139V195L137 194ZM145 196V195H144ZM174 196V195H173ZM176 196V195H175ZM174 196V197H175ZM193 196V195H192ZM228 196H229V194H228ZM240 196V195H239ZM9 197V196H8ZM24 197V196H23ZM27 197V196H26ZM40 197H42V195L40 196ZM50 197H52L51 195H50ZM55 197V196H54ZM83 197V196H82ZM91 197V196H90ZM89 197V198H90ZM93 197V196H92ZM91 197V198H92ZM107 197V196H106ZM106 197H104V198H106ZM111 197H107L108 198V202L110 201L109 199L111 198ZM147 197V196H146ZM149 197V196H148ZM151 197V196H150ZM157 197V196H156ZM155 197V199H157ZM205 197V196H204ZM259 197V199L258 200H256V198H258ZM10 198V197H9ZM11 198H12V196H11ZM73 199L75 198V196L74 197H72ZM97 198V197H96ZM114 198L117 200V198L114 196ZM122 198L123 199H125L124 197H123V195H122ZM187 198V197H186ZM196 198V197H195ZM203 198V197H202ZM209 198V197H208ZM232 198H234V197H232ZM2 199V198H1ZM4 199V198H3ZM6 199V198H5ZM36 199V201L37 200H40V198L39 199H37V198H35ZM44 199V198H43ZM56 199H58L59 200V198H56ZM68 199V198H67ZM66 199V200H67ZM79 199V198H78ZM81 199V198H80ZM82 199H85V198H82ZM81 199V200H82ZM87 199H88V197H87ZM99 199V198H98ZM97 199V200H98ZM103 199V198H102ZM111 199H113V198H111ZM136 199V198H135ZM140 199H141V197H140ZM145 199V198H144ZM162 199H163V197H162ZM164 199H166V198H164ZM173 199V198H172ZM175 200H176V198H174ZM184 199V198H183ZM207 199V198H206ZM225 199V198H224ZM226 199H228V198H226ZM226 199H225V201H226ZM10 200V199H9ZM53 200V199H52ZM61 200V199H60ZM69 200H71V199H68V201ZM92 200H93V198H92ZM120 200V199H119ZM118 200V201H119ZM129 200H130V198H129ZM153 201H154V199H152ZM167 200V199H166ZM178 201H179V198L177 199ZM176 200V202L175 203H177L178 201ZM182 200V199H181ZM189 200V199H188ZM199 200V199H198ZM205 200V199H204ZM209 200H211V199H207L206 200V202L207 201H209ZM213 200V199H212ZM215 200V199H214ZM214 200H213V202H214ZM218 200V199H217ZM228 200H230V198L228 199ZM228 200H227V202H228ZM238 200V199H237ZM236 200V201H237ZM4 201V200H3ZM7 201V200H6ZM11 201H12V199H11ZM31 201H32V199H31ZM41 201V200H40ZM45 201V200H44ZM49 201V200H48ZM51 201V200H50ZM54 201H57V200H54ZM62 201H64V200H62ZM68 201H67V203H68ZM72 201V200H71ZM91 201V200H90ZM94 201L96 202V200L94 199ZM113 201H115V200H113ZM112 201V202H113ZM124 201V200H123ZM125 201H127V198H126V200ZM124 201V202H125ZM131 201V200H130ZM133 201V200H132ZM132 201H131V203H132ZM139 201V200H138ZM147 201V200H146ZM145 201V202H146ZM150 201V200H149ZM152 201V202H153ZM156 201V200H155ZM168 201V200H167ZM167 201L165 202V203H167ZM186 201V200H185ZM233 201V200H232ZM240 201V200H239ZM2 202V201H1ZM25 202V201H24ZM43 202V201H42ZM77 202V201H76ZM79 202V201H78ZM88 202H89V199H88ZM87 202V203H88ZM99 202V201H98ZM97 202V203H98ZM112 202H110V203H112ZM116 202V201H115ZM120 203L122 202V199L119 201ZM119 202H118V205H120L119 204ZM137 202V201H136ZM158 202V201H157ZM156 202V203H157ZM163 202H164V200H163ZM174 202V201H173ZM189 202V201H188ZM192 202V201H191ZM194 202V201H193ZM235 202V201H234ZM238 202V201H237ZM236 202V203H237ZM13 203V202H12ZM37 203V202H36ZM44 203V202H43ZM48 203V202H47ZM50 203V202H49ZM90 203H92V202H89V204ZM94 203V202H93ZM92 203V204H93ZM104 203H105V201H104ZM103 202H102V204H104ZM131 203H128V206H129V204H131ZM139 203V202H138ZM138 203H135V204H138ZM168 203H171V201H169ZM175 203H172V205H174ZM200 203V202H199ZM202 203V202H201ZM204 203V202H203ZM210 203V202H209ZM229 203H231L230 201H229ZM33 203H31V205H32ZM45 204V203H44ZM57 204V203H56ZM62 204H63V202H62ZM62 204H61V206H62ZM75 204V203H74ZM78 204H80V202L79 203H77V205ZM82 204V203H81ZM101 204V203H100ZM107 204H109V203H107ZM106 203L104 204V205H107ZM113 204H114V202H113ZM115 204H117V203H115ZM115 204H114V206H115ZM123 204V203H122ZM154 204V203H153ZM158 204V203H157ZM184 204H186V203H184ZM183 204V205H184ZM212 204V203H211ZM215 204V203H214ZM213 204V205H214ZM238 204V203H237ZM240 204V203H239ZM1 205V204H0ZM34 205V204H33ZM37 205V204H36ZM58 205H60V204H58ZM84 205V204H83ZM91 205V204H90ZM124 205V204H123ZM127 205V204H126ZM144 205V204H143ZM155 205V204H154ZM154 205H152V206H154ZM170 205V204H169ZM168 205V206H169ZM187 205H189L188 203H187ZM195 205V204H194ZM216 205V204H215ZM217 205H218V203H217ZM230 205V204H229ZM72 206H73V204H72ZM71 206V207H72ZM79 206V205H78ZM93 206V205H92ZM108 206V205H107ZM106 206V207H107ZM157 206V205H156ZM159 206V205H158ZM191 207H192V205H190ZM201 206V205H200ZM241 206V205H240ZM30 207H32V206H30ZM42 207V206H41ZM43 207H44V205H43ZM42 207V208H43ZM74 208H75V206H73ZM85 207V206H84ZM99 207V206H98ZM121 207V206H120ZM171 207V206H170ZM173 207V206H172ZM174 207H176V206H174ZM186 207V206H185ZM189 207V206H188ZM251 207H252V209H251ZM45 208V207H44ZM48 208V207H47ZM62 209H63V206L61 207ZM60 208V209H61ZM67 208V207H66ZM81 208V207H80ZM95 208V207H94ZM112 208V207H111ZM123 208H126V207H124L123 206ZM128 208V207H127ZM126 208V209H127ZM134 208V207H133ZM136 208V210L135 211H138L139 210V208H138V205H137V207H135ZM137 208H138V210H137ZM147 208V207H146ZM184 208V207H183ZM46 209V208H45ZM56 209H57V207H56ZM60 209H58L59 210V213H60ZM106 209V208H105ZM143 209V208H142ZM141 209V210H142ZM145 209V208H144ZM153 209V208H152ZM155 209V208H154ZM158 209V208H157ZM173 209H175V208H173ZM173 209H171V210H173ZM201 209V210H202ZM10 210H12L11 212H14V213H11L10 212ZM33 210V209H32ZM36 210V209H35ZM34 210V211H35ZM37 210H38V208H37ZM41 210V209H40ZM47 210V209H46ZM67 210V209H66ZM69 210V209H68ZM80 210V209H79ZM83 210V209H82ZM140 210V211H141ZM1 211H2V209H1ZM76 211V210H75ZM74 211V214H76V212L78 211H76L75 212ZM85 211H87V209L85 210ZM97 211H99V210H97ZM132 211V214L133 213H135V211L133 212V209L131 210ZM150 211V210H149ZM153 211H155V210H153ZM194 211H196L195 209L193 210L192 209V213L194 212ZM200 211V210H199ZM70 212V211H69ZM84 212V211H83ZM88 212V211H87ZM87 212H85L84 214V220L86 221H83L82 219V221L83 222H85V223H87V224H89V222H87V221H89V219H88V215H89V213H87ZM90 212V211H89ZM113 212V213H112ZM119 212H120V214H119ZM121 212H122V214H121ZM129 212V211H128ZM152 212V211H151ZM156 212V211H155ZM158 212H160V211H158ZM170 212V211H169ZM32 213H33V211H32ZM40 213V212H39ZM47 213H49V211H43L42 212V216L43 215H46ZM59 213H57V214H59ZM63 213H65L66 214V212L64 211ZM77 213H79V212H77ZM110 213H112L113 215L111 216L110 215ZM125 213V214H124ZM130 213V212H129ZM141 213H143V212H141ZM148 213L149 212H146V214L148 215ZM161 213V212H160ZM171 213V212H170ZM170 213H168V214H170ZM172 213H175V212H172ZM171 213V215H173ZM185 213V212H184ZM34 214V213H33ZM53 214V213H52ZM82 214V213H81ZM80 214V215H81ZM92 214V213H91ZM91 214L89 215V216H91ZM97 214V213H96ZM204 214V215H205ZM260 214V213H259ZM35 215H37V214H35ZM56 215V214H55ZM60 215V214H59ZM70 215V214H69ZM94 215V214H93ZM124 215H126L127 216V218L125 219L124 218ZM136 215H137V213H136ZM143 215V214H142ZM141 214H140V216L141 217H138V219L139 218H141L140 219V221L142 222L143 220H145V219H143L144 217L142 216ZM166 215V214H165ZM252 215V214H251ZM66 216V215H65ZM65 216H62V218L63 217H65ZM68 216V215H67ZM72 215H70V217H71ZM75 217L77 216V214L76 215H74ZM99 216V215H98ZM135 216V215H134ZM138 216V215H137ZM154 216V215H153ZM156 216V215H155ZM175 216V215H174ZM173 216V217H174ZM190 216V215H189ZM193 216H194V214H193ZM197 215H195L194 216V218L196 217ZM259 216V215H258ZM31 217H32V215H31ZM33 217L35 218L36 216H34L33 215ZM61 217V216H60ZM73 217V216H72ZM71 217V221H72V218ZM94 217H97L96 215H94ZM130 217V218H129ZM136 217V216H135ZM143 217V218H142ZM146 217H149V216H146ZM157 217H159V216H157ZM198 217V216H197ZM210 217V216H209ZM43 218H44V216H43ZM54 217H52V219H53ZM58 217H56V219H57ZM77 218H79L80 219V216L78 217L77 216ZM97 218H99V217H97ZM97 218H95V219H97ZM150 218H151V215H150ZM193 218V217H192ZM199 218V217H198ZM197 218V219H198ZM30 219V220H29ZM36 219V218H35ZM42 219V220H41ZM76 219V218H75ZM75 219H73L74 221L73 222H71V221H65L66 220V217H65V219H64V221L63 222H65V224H68L69 226H70V230H71V232H73V231H75V230H78L79 232L84 228V227H82L81 228V226H79V221H81V220H79V221H75ZM92 219H94V218H91L90 219V221L92 220ZM168 219V220H167ZM173 219H176V218H173ZM264 219V218H263ZM33 220V219H32ZM58 220V219H57ZM146 220H147V218H146ZM151 220V219H150ZM150 220H147L148 222L150 221ZM262 220V219H261ZM59 221V220H58ZM94 221V220H93ZM135 222H138L139 220H134ZM194 221V220H193ZM253 221V222H252ZM62 222V223H63ZM78 222V223H77ZM82 222V223H83ZM43 223V222H42ZM42 223H39V227L41 226V224ZM140 223V222H139ZM143 223V222H142ZM84 224V223H83ZM144 224H146V223H144ZM222 224V225H221ZM264 224V223H263ZM68 225H64V226H67V228H68ZM90 225V224H89ZM91 225H92V223H91ZM151 225V224H150ZM150 225H148V226H150ZM44 226V225H43ZM85 226V225H84ZM137 226V227H136ZM157 225H155V227H156ZM260 226H261V224H260ZM9 227V228H8ZM10 227H11V229H10ZM35 227V228H34ZM39 227H37V228H39ZM45 228V227H44ZM48 228V227H47ZM56 229H58V230H60L61 228H63V227H61V226H57V227H55ZM153 228H154V225H153ZM264 228V227H263ZM262 228V229H263ZM89 229V231L91 232V230H90V228H88ZM162 229H165L164 231H166L171 237L169 238L170 239V241H167V240H169V239H164V235H165V233H164V235L162 234ZM22 230V231H21ZM94 230H96V229H94ZM94 230H93V232H94ZM142 230H143V232L144 233H142ZM151 230V229H150ZM44 231H45V229H44ZM51 231H53V230H51ZM62 231V230H61ZM65 231V230H64ZM63 231V232H64ZM83 231V230H82ZM39 232H40V229H39ZM46 232V231H45ZM44 232V233H45ZM84 232V231H83ZM82 232V233H83ZM97 233H98V231H96ZM100 232V231H99ZM102 232L100 233V234H102ZM161 232V233H160ZM48 233V232H47ZM74 233V232H73ZM76 233V232H75ZM96 233V234H97ZM41 234H43V233H41ZM46 234V233H45ZM49 234H51V232L49 233ZM61 234H64V233H62L61 232ZM77 234V233H76ZM79 234V233H78ZM162 234V235H161ZM4 235H7V238H6V236H4ZM24 235V234H23ZM51 235H53V232H52V234ZM60 235V234H59ZM161 235V236H160ZM30 236V237H29ZM72 236H74V235H72ZM78 236V235H77ZM96 236V235H95ZM111 236H115V237H112V239H110V240H107V239H105V238H109V237H111ZM20 237H22V239L24 238L23 236H19L18 238H20ZM26 237V236H25ZM49 237V238H48ZM87 237V238H86ZM102 237H103V235H102ZM101 237V238H102ZM169 236H167L166 238H168ZM84 238V237H83ZM114 238V239H113ZM19 240V239H18ZM25 240H26V238H25ZM45 240V241H44ZM96 240V241H95ZM3 241V240H2ZM22 241V240H21ZM23 241H24V239H23ZM22 241V242H23ZM36 241L38 242V245H37V243H36ZM8 242V241H7ZM19 242H20V240H19ZM25 242V241H24ZM23 242V243H24ZM53 242H54V244H53ZM112 242V243H111ZM4 243H6L5 241H4ZM4 243H2V245L4 244ZM64 243L65 244H69V245H72V246H69L70 248V250H68V248H66L67 247V245H65L64 246ZM14 244V243H13ZM27 244V243H26ZM25 244V245H26ZM0 245H1V241H0ZM16 245V244H15ZM18 245V244H17ZM22 245V244H21ZM24 245V244H23ZM6 246V245H5ZM10 246V245H9ZM13 246V245H12ZM18 247V246H17ZM30 246H28V248H29ZM35 247V248H36ZM5 248V247H4ZM10 248V247H9ZM14 248V247H13ZM25 248V247H24ZM36 248V249H37ZM41 248V249H42ZM52 248H53V246H52ZM56 249H58V248H56ZM21 250H24V249H21ZM45 250V249H44ZM63 250V251H64ZM43 251V250H42ZM199 251V254L200 255H198V252ZM67 252V253H68ZM195 253V254H194ZM196 253H197V255H196ZM222 253H224L225 255H223ZM222 254V255H221ZM196 255V256H195ZM84 256H86V257H84ZM143 256H144V258H143ZM149 256H151V257H149ZM200 256V257H199ZM223 256H225V258H227L229 261H227V262H225L224 260H225V258L224 259H222L223 258ZM1 257V256H0ZM2 257H4L3 255H2ZM7 257V256H6ZM199 257V258H198ZM36 259V258H35ZM152 259V258H151ZM82 260V259H81ZM88 260V259H87ZM153 260V259H152ZM152 263V262H151ZM150 263V264H151ZM143 264V263H142Z\"/></svg>", "mask_w": 264, "mask_h": 264}]
</instances>
